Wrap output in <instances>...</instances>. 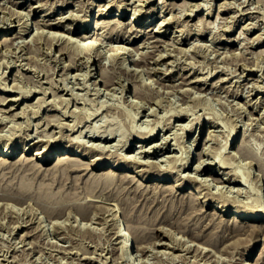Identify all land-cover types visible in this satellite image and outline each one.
<instances>
[{
  "label": "rangeland",
  "instance_id": "1",
  "mask_svg": "<svg viewBox=\"0 0 264 264\" xmlns=\"http://www.w3.org/2000/svg\"><path fill=\"white\" fill-rule=\"evenodd\" d=\"M43 1L46 2V4H47L46 6L44 5L45 3ZM47 1L48 0H41V1L40 0L39 1L38 0H29V1L28 0H18V1L17 0H0V4H1V7H0L1 8V10H0L1 15L0 16H2V18H0V20L1 19L4 20V18H6L5 21H2V20H1L2 22L0 21L1 22L0 34L3 31H5V29L2 28L3 25L9 26V25H7V22H11L12 20H14V23H12V25L13 24L15 25L16 23L18 24V22H21L25 18H27V19H25L26 22H28L26 24L31 25L29 28L30 33L28 34V38H27V39H30L29 44H31V45L27 44L26 46H23L24 48H22V47L20 48V46L17 47L18 48V51H16L17 53L15 52V50H17V48H13L10 51L9 49H7L8 48L7 46H4L5 48L3 47L2 48L3 50L0 51V57H2L1 56L2 54H3V57L4 56L6 57V59L2 57L0 60V63H1L0 64V67H1L0 73L2 74L3 71L7 70V73L2 74V77L6 76V75L9 76V78L7 76V78L4 77V79H3L0 75V77H1L0 78V84L2 85V83H3V85L0 86V97H1L0 99L4 103L6 101V104H0V107H2V108L6 107V109H9V107L13 103H15V101L10 100L8 97L11 98V96H13V97L19 96L20 95L19 93H18L19 95H17V91H19V90L25 94H30L29 97H27V98L22 97L19 102L15 103V107H17V105L21 101H24L20 104V106L17 109H15V111L21 110L23 106H25L29 103L28 106H26V111H25V109H23L22 114L20 113L14 119H12L11 118L12 115H10L13 111L11 113L6 111V114L9 113L8 115L11 116V117L8 116V118H10L12 120L7 118L9 121L5 120V121H8V122H6L8 125H5V127L1 126L4 123L0 124V137H1L0 140L2 139V143L0 141V149H1V147L5 146V145H8L10 143H14L15 153H16V156H14L10 159V161H11L10 163L8 161L6 163L0 164V263H2V264H14V263L15 264H81V262H82V264H103V263H101L103 261L104 264H109V263L110 264H120V263L121 264H124V263L125 264H141V263L142 264H201V263H203V264H244V263L245 264H250V263L251 264H264V257H263L264 256V254H263L264 253L263 252L264 251V237H263L264 236V229H263L264 227L260 225L264 221V216H263L264 211L260 212L262 217L260 218V221H257V223H258L257 225L258 226L260 225L259 226L260 229H258V226L257 227L255 226L256 227L255 228L252 225L253 222H251V221H250L251 225L250 224L248 225L247 224L248 222H246V223L242 224L241 226L240 225L236 226L237 224H235V222L231 219V217L234 215V213H236V211H240V213H241L244 210H249V209L244 208V205H250V204L256 203L257 205H260V206L263 205L262 207H264V121L262 122V120H264V113H263L264 112V108H263L264 107V76H263L264 75V57H262V56H264V54H263V52H264V37L263 36H262V38L260 37L261 35L264 34V14H263V12H264V5H263L264 1L263 0H257V1L256 0H250L251 1L250 2L249 0H247V1L245 0L246 2H243L244 0H239V1L230 0V2H229V0L228 1L225 0V2H223L224 0H211V1H209V0L208 1L207 0H201V1L200 0H190L191 1L190 2L189 0H187V2H186V0H166V3L168 1L167 4H164V2L162 0H157V1H159L158 3L156 0H153L152 3H149L150 2L149 0H147V1H145V0H138V1L137 0H133V1L132 0H121L122 2L120 0H113V1L112 0H95V1L94 0H65V1L62 0L63 2L61 0H56V1L55 0H53V1L49 0L48 2ZM73 1L76 2V4L73 3ZM169 1H170V5H169ZM197 1L200 2V4L201 3L202 4L199 6V8L195 5L191 6V7L195 6L194 8H196V9L193 12L191 11V9H189V11L193 13V15L187 16L188 14L185 13V12H189L188 8H187L188 7L187 4H191V3L198 4ZM252 1H254V2H252ZM38 2H41V3L43 2V4L41 5V3H38ZM84 2H86V3H84ZM90 2H92V3H90ZM141 2H143V5ZM227 2H228V4H227ZM48 3H49V5H48ZM79 3H81V4H79ZM108 3L111 5L112 8L108 12H105L106 10H103L102 8H104L105 5H107ZM136 3H138V5ZM203 3H205V4H203ZM259 3H261V4H259ZM7 4L10 6H8ZM52 4H54V5H52ZM119 4H120V7H119ZM178 4L179 5L181 4L182 7H180ZM209 4L211 5V7ZM219 4H222V5L219 6ZM224 4H225V6H224ZM250 4L251 5L253 4L252 5L253 7L249 6ZM30 5L32 7L31 9H30ZM139 5L142 6V7H140L141 9L145 8L143 10V12L145 14L143 18L147 19V20L144 23V25H142V27H139V28L136 27L139 30V32H137L138 30L135 29V26L131 27V25H130L131 28L128 26L129 24L127 21H129L131 19L132 14L136 11L137 8H138L137 10H139ZM184 5H186V6H184ZM203 5H205V6H203ZM207 5H209V6L207 7ZM2 6H4V7H2ZM81 6L84 8H82ZM136 6H137V8H136ZM162 6H163V8H164V6L167 7V8L165 7V9H166L165 11L162 10L163 9ZM221 6H222V8H221ZM236 6H237V8H236ZM10 7L14 8V9L12 8L13 13H11L12 9H10ZM78 7H80V8H78ZM153 7H154V9H153ZM179 7L183 8V10L180 9ZM245 7L246 8L250 7V9L246 10ZM75 8L77 10H75ZM134 8H136V9L133 10ZM184 8H186V10ZM251 8H253V9H251ZM15 9H17L18 11L21 10V12L23 11V13L22 14L20 13L18 15V12H17V15H15V12L17 11V10L15 11ZM78 9H80V10H78ZM7 10H8V12H7ZM46 10H48V12L52 13L51 15H49V17H46V18L51 17L50 20H52V21H58L59 18H61V19L63 18L62 22L65 23L64 24L65 27L64 26L62 28L53 27V26L51 27L45 23L42 24V21H41V23L36 22L38 19H39L38 21H40V19L43 17V14ZM71 10H73V11H71ZM121 10H123L125 12V14L128 15L127 18H124L123 22H120L121 24L118 23L119 24L118 25L116 22L113 23L114 22L113 21L110 24H108L109 26L108 25L107 26L102 25V24H99L98 26H96V20L98 18H100V20L114 19V17H117L119 15ZM224 10H225V12H224ZM241 10H243V11H241ZM257 10H258V12H257ZM76 11H78V12H76ZM28 12H30V13L27 14ZM236 12H237V15H236ZM68 13H70L71 16H66ZM74 13H76V14H74ZM169 13H171V15ZM73 14L75 15L76 18H74ZM164 14H166V18H168L167 20L169 21L166 26L164 24L159 23V22H161ZM173 14H174V16H173ZM177 14L178 15L180 14V15L178 16ZM21 15H22V17H21ZM151 15H154L152 22H150L151 21V19H150ZM219 15H222L225 18H223L222 16H219ZM232 15H234V16H232ZM7 16H9V17H7ZM12 16H14V17H12ZM72 16H73V18H72ZM77 16H80V18ZM252 16H253V18H252ZM260 16H261V18H260ZM85 17H89V19H90L89 20L90 21L89 27L91 28V25H93L92 31H90L91 33L89 32L90 34L88 33V35H90V37H92V38L100 35L101 37H97V40H100V44H101V38L104 39V40H102L103 42L101 45L104 46L103 48L106 52L109 50V48L112 45H115L116 43H117L116 45H119V44H121V46L125 45L124 48H126V49L121 47L122 51L121 50L120 51H121L122 55L119 56V61L123 62V60H124V63L127 62L128 65L130 64L129 65L130 67H132V66L134 67L135 65L132 64L133 61H131V58L135 57L133 55H136L137 56L136 58H139L138 56H140L139 60H144V58H146V57L148 58V59L146 58L144 61V62H146V64L143 62L140 66H138V68H139V77L138 78L141 79V77H144V79H142V82L135 81L134 78H130V79L128 78L130 81L128 79L125 80V84H127L126 89L121 88L122 86L119 84L118 85L117 84H111V86H110V84L102 83L103 81L98 80L97 82H95L96 78L89 79V77H86L87 66L82 63V60H81V62H79V60H80L79 58L81 57V54H78L77 51H75V50L73 51V50H68V49H67L66 53H64L63 51L62 52L60 51V48L58 47V45L51 46V44L48 43L49 37L51 38L52 36H55V35L60 37L59 42H61V43L67 42V40L69 39L68 36L70 37V35L72 33H75L77 30H79V27L81 29V27L83 26V21H84L83 18H85ZM19 18H22V19L20 21H18ZM70 18H72L73 21ZM170 18H171V20H169ZM199 18H203V21L205 19H207V20H205L203 22V21L199 20ZM230 18H231V21L233 23L230 21ZM234 18H235V21H234ZM7 19H8V21H7ZM177 19H178V21H177ZM183 19H184V21H183ZM215 19H216V21H214ZM158 20H159V22H157ZM197 20H198V22H197ZM208 20L210 23L208 22ZM221 22H223V23L221 24ZM246 22H247V25H246ZM254 22H256V24ZM37 23H39L38 27H40L41 29L44 26L43 30H41L40 28L38 29V27L35 26ZM68 23L70 24V26ZM156 23H157V25H156ZM204 23L205 24L208 23L207 24L208 27ZM253 23L255 25H253ZM249 24H250V26H249ZM39 25H41V26H39ZM125 25H126V27H125ZM155 25L157 27H160V25L161 26L164 25L162 27L163 32L162 31L156 32L155 30L157 29V27ZM172 25H174V27ZM181 25H183V26H181ZM198 25L199 26L201 25V27H203V29H202L203 31L200 30L201 27H199ZM244 25H246V26H244ZM101 26H102V29H101ZM205 26L207 27V29ZM226 26H228V27H226ZM187 27H188V29H187ZM195 27H199V28L195 29ZM225 27H226V29H225ZM70 28H75L74 32H69ZM223 28L225 30H223ZM14 29H16V31L14 32V33H16L19 30V26L18 27L13 26L11 28V30H14ZM104 29H105V31H104ZM127 29L129 31L126 33ZM39 30L42 31V34L36 33V32H40ZM49 30H50V32L52 30V32H57V33L55 35H53L54 33H49ZM98 30H99V32H98ZM190 30L193 33H191ZM197 30H198V32H197ZM241 30H242V32H241ZM34 31H36V32H34ZM43 31H45L46 33L44 34ZM58 31L62 32L63 36H65L67 39L63 38V36L61 35L62 33L59 35ZM132 31L134 32V34L132 33ZM261 31H263V32H261ZM101 32H102V35H101ZM146 32L149 34L147 35ZM178 32L180 33L179 37H178V34H179ZM240 32L242 33V35L237 37V35L241 34ZM196 33H198V34H196ZM30 34L32 37H33V34L34 35L38 34V36L41 34V37L40 38L38 37L39 38L38 40L36 39L39 42H36V40L34 41V38L32 39ZM124 34H125V36H124ZM130 34H131V36H130ZM152 34L154 35L153 37H151ZM256 34H258V38L256 37L257 36ZM47 35L49 37H47ZM146 35H147V37H145ZM185 35H186V37H185ZM245 35H246V38L247 37H250V38L244 39ZM253 35H256V36H254V38L252 39L251 36H253ZM155 36H157V37H155ZM215 37L217 38V40ZM221 37H223V38H221ZM234 37H237V40ZM241 37H243V38H241ZM47 38H48V41H47ZM22 39L23 38L17 39L15 41L14 45H17L19 40L21 41ZM258 39H260V40H258ZM149 40L152 42H150ZM239 40L241 43L239 42ZM43 41H45V42H43ZM194 41L197 42L198 44L195 45ZM47 43H48V45H47ZM161 43L162 44L167 43V47L169 48V50H167L168 48L166 46L162 45ZM171 43L175 44V46L172 45ZM252 43H254V44H252ZM49 44H50V46H49ZM150 44H152V45H150ZM244 44H245V46H244ZM247 44L250 46H248ZM168 45H170L171 47H169ZM224 45H225V47H224ZM45 46L48 49L45 48ZM246 46H248V47H246ZM131 47L133 49L134 48L135 49L132 51ZM176 47H178L177 48L178 51L176 50ZM184 47H185V50L183 51ZM198 47H199V51H198ZM44 48H45V51H43ZM170 48H172V50ZM173 48L175 51H173ZM187 48H190V49L187 50ZM230 48L232 50H234V52ZM4 49H6V50H4ZM58 49H59V52H58ZM146 49H148V50H146ZM227 49L230 51H227ZM27 50L28 51L30 50L29 53L27 52ZM139 50H141V51L138 53ZM162 50L165 52V55H167V54H169V55L165 56L164 52ZM261 50H263V52H261L262 54L260 53L261 54L260 55L259 52ZM3 51L5 53H3ZM143 51H144V53H143ZM146 51L150 52V53H146ZM151 51H153L154 53ZM222 51L225 53L226 52H228V53L224 54ZM7 52H9V53L11 52V55L9 56V54ZM75 52H76V54H74ZM135 52H137V53H135ZM157 52H159V53H157ZM177 52H180V53H177ZM235 52H236V54L239 53L238 54V55H240L239 59H238V55H236ZM241 52H243V54ZM56 54H57V56H56L57 59L54 58V55H56ZM170 54H172V55L170 56ZM175 54H177V55H175ZM229 54H232V55H229ZM20 55L22 56V58L19 57ZM71 55L72 56L79 55V57L76 56L75 62H77L79 66L81 64L80 67H78V68H72L71 67L70 68V67L66 66V65H68V63L69 64H75V62L72 63V61H71V59H72ZM142 55H145V56H142ZM150 55H152V56H150ZM226 55H228L227 58H226ZM14 56H16V57H14ZM27 56H29L28 58H30L29 61H28V58H26ZM61 56L63 57V59ZM158 56L160 57L159 61L156 60L159 58ZM232 56L233 57L235 56L234 58H236V57L237 58L234 59ZM246 57H249V58H246ZM121 58H122V60H121ZM125 58H127L126 61H125ZM4 59H5V61H4ZM10 59H12V60L10 61ZM19 59H21V60H19ZM151 59H152V61H150ZM169 59H172V60H169ZM246 59H247V61H246ZM244 60L246 62H244ZM254 60H255V62H254ZM256 60L258 63L256 62ZM1 61L3 63L7 62V63H5L7 65L10 62V64H9L10 66L9 65L7 66L9 68L7 69L6 65L3 64ZM119 61L117 64H119ZM169 61L174 63L175 66H171L174 64L170 63ZM28 62H29V64H28ZM61 62H63V63L61 64ZM64 62L66 63V65ZM147 62H150V63H147ZM247 62H249V63H247ZM243 63H244V65L247 64V66L245 65L246 68L244 67ZM148 64H151V65H148ZM15 65H17V67ZM23 65H24V67H23ZM156 65H157V67H154ZM252 65H254L255 68ZM259 65H262V66H259ZM141 66H142V68H141ZM150 66H151V69L153 71L150 69ZM159 66L161 67L160 69H159ZM215 66L216 67L218 66V67L216 68ZM63 67H64V69H63ZM81 67H83V68H81ZM166 67H168V69ZM252 67L254 69H252ZM47 68H49V69H47ZM50 68H51V70H50ZM54 68H56V71ZM148 68L151 71L150 74L147 71V70H149ZM169 68L172 70H170ZM196 68H197V70H196ZM214 68L216 69V71ZM142 69H144V70H142ZM44 70L47 72H45ZM88 70H89V67H88ZM194 70H196V71H194ZM199 70H202V71H199ZM209 70H210V73L208 72V74H211L210 76L206 72ZM222 70L223 71L226 70V71L223 72ZM233 70H235V71H233ZM188 71L190 73H187ZM211 71L214 73H211ZM228 71H231V72H228ZM12 72L13 73L17 72V74L14 73L15 74V76H14V74ZM77 72H78V74H77ZM95 72H96V70L93 68L92 73H95ZM205 72L208 75V77H210V78H208V82H203L204 77L205 78L207 77L205 75ZM47 73H48V75H47ZM49 73H50V76H49ZM74 73H76L75 77H73L74 75H72ZM79 73H81V74H79ZM141 73L143 74V76L141 75ZM239 73H241V74H239ZM51 74H52V77H51ZM63 74H66V75L68 74V75L64 77ZM69 74H70V77H68ZM83 74H84V76H83ZM184 74L187 75L185 77H190V78L194 77V79H195V77H196V79H198V77H202V74L204 77H202L203 79L199 78L202 80H198L196 82L197 85H196V83L182 85L181 79L183 80ZM22 75H23V78H19V77H22ZM53 75H55V76H53ZM95 75H97V73ZM16 76H18V77H16ZM82 76L85 78H82ZM150 76L152 78H149ZM222 76H224V78H226V77L227 78L223 79ZM252 76H253V78H252ZM260 76H261V78H260ZM49 77H51V79L52 78L53 79L51 80ZM56 77H57V79H56ZM59 77H62L66 81L65 84H67V85H63L62 82L64 80L62 78H59ZM161 77H163V78L160 79ZM171 77L173 80L171 79ZM228 77H229V79H228ZM15 78H17V79H15ZM36 78H38V79H36ZM99 78H101V76H99ZM179 78H181V79H179ZM2 79H3V81H2ZM46 79H49V81L47 82ZM58 79H59V81H58ZM159 79L161 82L159 81ZM245 79H247V80H245ZM4 80H6V81H4ZM19 80H21V81L19 82ZM36 80L38 82H40V80H41V83H38ZM158 81L160 82V84ZM176 81H178V82H176ZM211 81H213V82H211ZM217 81H220V82H217ZM257 81H258V83H257ZM6 82H7L8 86L6 85ZM12 82H15L17 84V85L15 84V86H14L15 88H17V86L22 85L21 87H18V88H21L22 90L18 89V88L15 89L14 87H13V91L12 90L6 91V90L2 89V87H4V86H7V88L9 87L8 89H12V85L14 84V83L11 84ZM50 82H52L51 84L56 82V83H54V84H56L55 87H54V84L50 85ZM133 82L136 84L133 85L134 84ZM148 82H150L153 86ZM18 83L19 84L21 83V84L19 85ZM140 83H142V84H140ZM145 83L149 84V88H147L148 85ZM176 83H178V84H176ZM143 84L146 86H143ZM172 84L174 87L180 86V88H176V87L174 88L172 86ZM174 84H176V85H174ZM249 84L251 86H249ZM38 85H40L41 88L38 87ZM43 85H45L47 87H45ZM138 85H140L139 88H138ZM169 85H171V86H169ZM216 85H217V87H216ZM33 86L37 87L38 90L34 89ZM134 86L136 88L140 89L139 91L143 90V94L148 92L149 95L145 94L147 96L146 97L145 95L141 96L140 93L137 94L136 92H139V91H138V89L136 90V88ZM186 86L189 87L187 89V91L185 90ZM227 86H229V87H227ZM255 86H258L260 88L255 87ZM29 87H30V90L28 89ZM50 87H53V88H51V90L55 89L54 91L52 90L54 95H52L53 93L51 92ZM113 87H115V88H113ZM153 87H155L156 89L158 88V90H157L158 92H156V89ZM159 87L162 90V93H161V90L159 89ZM199 87H200V89H198ZM201 87H204V88L207 87V89H206L207 92L205 93L204 91H202ZM214 87H216L217 89ZM68 88H71V89L69 90ZM191 88H193V89L190 91ZM238 88L241 90H239ZM242 88H243V90H242ZM256 88H258V89H256ZM14 89L17 91H14ZM27 89L29 91H32V93H29L27 91ZM45 89L47 91L49 89V92L45 91ZM98 89H100V91H98ZM145 89H147V90H145ZM164 89L166 91L168 89V92L164 91ZM172 89H174V90H172ZM180 89L185 90V92L180 91ZM39 90H40V92H39ZM121 90H122V92H121ZM170 90H171V92H170ZM153 91H154V93H153ZM189 91H190V94L192 96L189 94ZM194 91L195 92L197 91V92L195 93ZM200 91L203 92V95L208 94V96H210L208 101L210 103L211 108H208L207 105H204L202 103H196L193 100H191L192 97L194 95H198V93H200ZM14 92H15V94H14ZM150 92L152 93L153 96H155V97L158 96V97L156 99H155V97H153L152 99L149 98V97H152ZM244 92L246 93V95ZM55 93L56 94L59 93L63 97H66L65 99H63V97L60 95L62 97L63 101H65L66 99L67 100L65 102H62V100H61V103H60V101L58 102V99L60 100L61 97L59 95L56 96ZM79 93H80V95H78ZM73 94H75V96ZM247 94H248V97H247ZM47 95H48V98L46 97ZM52 96L54 97V101H53ZM72 96L76 99H74ZM4 97H6L7 99L2 100V98H4ZM43 97H46V98L43 99ZM55 97H57L56 98L57 100H55ZM81 97H83V98H81ZM38 98H39V100H38ZM251 98L254 100H252ZM45 99H47V101ZM149 99H150V101L153 100L154 102L153 101L150 102ZM260 99H262L263 101ZM48 100H50V101H48ZM255 100H257V101H255ZM37 101H38V103H37L38 105L37 104L35 105V103ZM156 101L159 102L158 103L159 105L157 104ZM248 101H251V102H249L250 104L248 103ZM53 102L56 104L58 103V104L53 105ZM66 102L68 105L66 104ZM238 102L240 103L241 106L238 104ZM23 103L24 104L26 103V104L24 105ZM30 103L31 104L33 103L36 107L33 104H32V106H30L31 105ZM136 103H137V105H136ZM151 103H152V105H151ZM140 104H141V106H140ZM142 104H144V105H142ZM39 105L43 106V107L41 106V111H40ZM76 105H77V107H76ZM256 105H258V106H256ZM29 106L31 108H33V109L35 108V109L34 110L32 109V111H31V108H29ZM147 106H148V108H147ZM246 106L248 107V110H247ZM149 107L152 110H154V112H155L154 114L156 115V117L153 114L152 110H151L152 113L148 112V111H150ZM154 108H156V109H154ZM244 108L246 109L245 111H244ZM28 109H29V111H28ZM73 109H75V111ZM145 109H147L148 111ZM181 110H182V112H181ZM186 110L188 112L185 113ZM260 110H262V111H260ZM63 111H65V112L67 111V112L65 113ZM70 111H72V112H70ZM25 112H26V114H25ZM35 112H36V114H34ZM156 112H158V113H156ZM180 112L182 114L184 113V118L180 117V115H181ZM1 113H2V111L0 112V114ZM48 113L50 114V118L46 117V115L49 116ZM53 113H55L54 115H56V116H54ZM176 113H179L180 115L179 116L175 115ZM246 113H248L249 115L247 114L248 115L247 116ZM251 113H252V115H251ZM23 115H24V117H23ZM187 115H189V116H187ZM240 115H242V116H240ZM250 116H252L251 119L248 118ZM51 117H52V119H51ZM65 117H67V118H65ZM254 117H255V119L257 118L258 121L255 120ZM44 118L45 119L49 118V120L51 122H53L56 118V121H58V124L56 123V121H54L55 123L53 124L48 119L45 120ZM188 118H190L191 120ZM150 119H152V120L148 121ZM165 119H167V120H165ZM193 119L194 120L196 119V120L194 121ZM13 120L15 123L11 122ZM16 120H17V122H16ZM62 120H63L64 124L68 125V127L66 125L63 126ZM159 120H160V123L158 124ZM20 121H21V124L19 125L18 123H20ZM65 121H67V122H65ZM162 121H164V122H162ZM0 122H1V120H0ZM73 123H74V125L72 126ZM77 123H78V125H77ZM152 123L153 124L155 123L154 126ZM180 123L182 125H180ZM249 123H250V125H249ZM14 124H15V127H14ZM59 125H60V127H59ZM94 125L98 126L97 127L98 130L101 129V130H99V131H102L101 133H103V130H105L106 128L112 127L113 129H115L114 135L109 136V138H105L106 135L100 137L97 135L98 133L96 134V132H94V131H89L90 127L94 126ZM105 125L108 127H106ZM178 125H180L179 128L177 127ZM45 126H47V127H45ZM55 126H58V127H55ZM146 126H148L149 129H147ZM164 126H165V128H164ZM183 126H184V128H183ZM73 127H75V128H73ZM143 127H145V128H143ZM153 127L155 128L154 136L149 141L143 142L144 145L139 146V140L141 138H140V136L136 130H139L140 128H142L140 130H142V132H143V131L150 130V128L152 129ZM173 127H174V129H173ZM161 128H162V130H161ZM235 128L237 129V133H236V135H234L235 137L232 139V142L227 147L223 146L224 145L223 143H225L226 140L229 139V137H231L234 134ZM11 129L13 130V132L15 134L11 133V131H12ZM43 129H45V130H43ZM49 130H51L53 133L51 131H50L51 132L50 133ZM80 130L82 133L80 132ZM82 130H84V132ZM91 130H92V127H91ZM24 131L27 132L26 135H25ZM209 131L213 132L214 135H211V132H209ZM47 132L50 133L49 134L50 137L48 135H46ZM140 132L141 131H139V133ZM170 132H172V133H170ZM224 132H225V135L223 134ZM20 133H21V135H20ZM63 133L65 136L63 135ZM179 133L181 135H183V136L185 135V136L183 137ZM1 134H2V136H1ZM12 134H14V135H12ZM79 134H81L79 136V138H80L79 140H82V141H80V143L76 142V145H74L75 144L74 142L76 141L74 135H76V137H77ZM163 134H164V136H163ZM178 134L182 138L180 136H178ZM24 135H25V137H24ZM215 135L219 136V138L218 139H217V137L215 138ZM47 136H48V138H46ZM73 136H74V138L72 140L71 138ZM175 136H176V138H175ZM207 136H213V139H212V137H210L211 142H210L209 137H207ZM10 137H12V138H10ZM69 137H71V138H69ZM49 138L51 140H48ZM39 139H40V141H39ZM182 139H184V140H182ZM205 139L207 142L205 141ZM11 140H12V142H11ZM33 140H34V142H33ZM213 140H216V141L213 142ZM83 141H85V142H83ZM165 141H167L166 144L164 143ZM181 141L183 142V144ZM192 141H193V143H192ZM208 141L210 142V144L208 143ZM38 142L40 144H38ZM67 142H69V143H67ZM96 142H97L99 148L97 146L95 147L94 145H92V143L93 144L95 143V145H97ZM104 143L105 144L107 143V144L105 145ZM25 144L27 145V148H28V151L30 152V155L35 154V152L37 153L38 150L41 151V149H43V147L50 149V150L53 149V150H58V151H63V150L75 151V153H76L75 155L77 157L81 158V160H82L80 162V165L77 166L79 169H77V167H76L74 170L73 169L74 166L71 164V165H67V166H71V169H70V167H67V166H65V167L60 166V168L57 170L55 167V161H56L55 160V161L47 163L46 165L43 166V167L49 168V171H47V170H44L43 168H40L36 164H32L29 161H20L19 160V152L21 153V151L25 148V146H26ZM37 144L39 145V147H37ZM99 144H101V146ZM153 144H158V145L162 144L161 146H163V149H161V147H159V149H158L159 151H156V149L152 146ZM214 144H215V146H214V148H212ZM85 145H87V147ZM91 145L93 146V148H91L92 147ZM104 145H105V147H104ZM107 145H108V147L109 146L111 147V148L109 147V150L106 147ZM209 145H210V147H209ZM218 145L219 146L222 145V147H223V152L219 156L217 155L219 151L216 149L220 150L221 147L218 148ZM145 146L147 149L145 148ZM205 146H207V147H205ZM74 147L75 148L78 147L79 149L78 148L75 149ZM243 147L246 149V151H245V149H243ZM85 148L88 150L86 151ZM97 148H98V150H97ZM105 148H106V150L104 152ZM211 148L213 151L216 150L217 153L215 151L213 152L211 150ZM100 149H101V151H100ZM140 149H142L143 151ZM144 149H146V152ZM183 149H185V150H183ZM206 149L210 153V156H209V153H207V154L204 153V151ZM189 150H191V152H188ZM229 150H231L233 153L236 154L235 158H234V156L226 154V153H228L226 151H229ZM242 150H244L245 152H243ZM112 151L115 152V154ZM201 151H202V153H201ZM239 151L240 152L242 151V154L239 153ZM247 151H250V152L247 153ZM110 152H112V153H110ZM82 153H86L87 155H84ZM126 153H127V156H126ZM211 153L212 154L215 153L216 155L211 156ZM246 153L248 155H246ZM128 154L134 155L133 157H135V158L132 157V159L136 160V157H137V162H133V161L131 162V161H128L127 159H125L127 157H131V155L129 156ZM250 154H252V156H249ZM167 155H169V156H167ZM171 155H172V157H171ZM183 155L189 156L188 164H191L192 167L186 168L183 166V160L181 159L184 157ZM199 155L201 158H204V160L206 159L202 166L209 165L208 166L209 168H207L206 170H194L195 166L199 163V161H198ZM222 155H224L223 156L224 158H221ZM120 156L123 158H121ZM174 156H176L177 159ZM180 156H181V158H180ZM225 156H226V159L228 158V161L225 159ZM145 157L147 158L146 160H145ZM214 157H216V159ZM230 157H232V159ZM173 158H174V160H173ZM178 158H180L182 161L178 160ZM220 158L225 159V162L221 161ZM138 159L141 161L139 162ZM142 159H143V161H142ZM147 160H149L150 162H153V163L155 162L154 163L155 165L152 164V165L148 166L147 164L141 163V162H145ZM207 161H209V162H207ZM218 161H219V163H218ZM229 161L231 162V164ZM246 161L247 162L249 161L245 165H250V169L252 170L251 174H248L246 168L243 166V163H245ZM112 162L118 165L117 170L119 173L116 174L117 177L115 176L110 180V179H107L106 176H104L103 172H105V168L109 167L112 164ZM221 162H223L224 164H221ZM227 162H229V163L227 164ZM209 163H212V164H209ZM81 164H83V165L81 166ZM94 164L96 165V167ZM98 164H102V166L100 168H97V167H99ZM156 165H157V167H159L158 169L156 168ZM170 165L172 167L174 166L175 169L172 168ZM224 165H227L229 167L224 166ZM151 166L152 167L154 166V167L151 168ZM181 166H182V168H181ZM67 168H69V169H67ZM180 168H181V170H180ZM158 170H159V172H156ZM170 171H172V172H170ZM179 171H180V173H179ZM232 171H235V172H232ZM177 172H178V174H177ZM125 173L135 175V177L131 178V177H129V175H124ZM238 174H239V176L242 175V176H240V177H242V180L240 179ZM257 174H258V177H257ZM175 175H176V177H175ZM183 175H185V176H183ZM233 175H235V179L232 178V177H234ZM217 176H218L219 180L213 179ZM228 176H230V177H228ZM120 177H122V178H120ZM186 177H188V178L186 179ZM192 177H194V178L196 177V178L194 179ZM176 178H177V180H175ZM220 178H221V180H220ZM205 179L206 180L208 179V180L206 181ZM194 180H196V181H194ZM239 180L242 182L240 183ZM158 181H160L161 183H164V184L176 182V183H179L181 185V188L177 192H172V191L167 190V189H161L160 187H156L155 184H153V183L158 182ZM180 181H181V183H180ZM203 182H204V184H203ZM205 182H207V185ZM210 184H211V186L209 187ZM145 185H147V186H145ZM140 186H142V187L140 188ZM196 186H198V187H196ZM223 187H224V189H223ZM152 188H153V190H152ZM208 188H210V189L207 190ZM219 188H222L223 190L219 189ZM154 189H155V191H154ZM198 189H200V190H198ZM158 190H160V191H158ZM226 190H229V191H226ZM237 190L238 191L240 190V191L238 192ZM190 191L194 192V193L196 192V194L199 192L200 193L197 195L195 194V196H196L195 197L194 193H190ZM223 191H225L226 193H228V192L229 193L228 194L224 193L223 196H222L223 193H221V195H219L220 192H223ZM163 192L166 194H164ZM167 193H169V194H167ZM208 195H210V197ZM225 195H226V197H225ZM198 196H203L202 197L203 199L199 198ZM230 196H232L233 198ZM224 197H225V200L229 199V197H230L231 198L230 200H232V201L230 202V200H229V203L226 204V202L223 200ZM236 198H237V200H236ZM254 198H257L256 199L257 202L255 201ZM207 199H208V201H207L208 204L204 205L203 202ZM234 200H236V202ZM247 200H251L250 201L251 203ZM99 201L102 204L99 203ZM190 201H192V205L190 204L191 203ZM237 201H238V203H237ZM112 202H114L113 203L114 205L112 204ZM194 202H196V203H194ZM233 202H234V205H233ZM239 202L241 203V205H239ZM110 203L113 205V207L114 206H117V207L116 208L114 207L115 209L112 208V205ZM219 203L220 204L222 203V204L220 205ZM188 204L191 206H189ZM198 204H199V207H198ZM235 205H237V206H235ZM93 207H94V209H93ZM240 207L242 209L238 210ZM108 208H109V210H106ZM199 208H202L201 212H200ZM222 208L227 209L226 216H224L223 218H221L218 214L215 215V213H214V211H217V210L219 211ZM88 209L90 210V212ZM82 210H83V212H82ZM92 210H94V211H92ZM96 210H99V211L96 212ZM123 211H127L128 217H127L126 212H123ZM87 212H89V213H87ZM168 212L171 214H169ZM81 213H82V215L84 214L83 216H86L87 214H91V215L98 216V217L93 216V218L91 220H85L84 217L81 216ZM96 213H99V214H96ZM107 213H108L109 217L106 215ZM109 213H110V215H109ZM198 213H200V214H198ZM130 215H131V217H130ZM104 216H105V218H104ZM113 216L117 217L118 223L120 224L121 229L126 230L131 234H136L137 239H138V244H140V245L144 244V246L145 245L147 246V244L150 245L149 247H147V249H149L148 253L151 252L155 256L153 257V255L151 254V257L141 259V260H140V258L139 259L136 258L133 261L134 263H130L128 260L130 257L131 250L129 249L130 250L129 254L126 257L127 260L125 259V257L123 259L122 256H120L121 250L116 247L117 243L115 241L117 239H115L116 236L113 235L114 232L111 229V218ZM170 216H172V217H170ZM51 218H53V220L58 223L57 227H54V229H55L54 231H53L52 224L49 225L48 221H47V219H51ZM215 218L219 219V220H216ZM131 219H133V220H131ZM107 220H109V221H107ZM220 220L222 221V223ZM218 221H220V222H218ZM71 223H73L75 225L82 226L83 227L82 230L80 232L79 231L77 232L76 230L71 229V227H70ZM59 224H61V225L59 226ZM170 224L171 225L173 224V226H171ZM163 226H164V228H163ZM185 226H187V227H185ZM188 227H189V229H188ZM162 228H163V230H162ZM166 228L168 231L166 230ZM236 228H237V231H236ZM89 229H90V231H86ZM238 229H240V230H238ZM56 230H57V233H56ZM182 230H185V231H182ZM250 230H252L253 233ZM75 231L77 233H75ZM249 231H250V233H249ZM28 232H30V233H28ZM87 232L89 233V235ZM143 232H145V233H143ZM233 232H234V234L235 233L236 234L234 235ZM169 233H170V236H169ZM203 234H204V236H202ZM22 236H23V238H22ZM198 236H200V237H198ZM243 236H244V238H243ZM197 237H198V239H197ZM108 238H112V239L110 240ZM252 238H254V239H252ZM31 239H32V241H31ZM112 240H113V242H112ZM174 240L176 241V243ZM21 241H23V242H21ZM156 241H158V242H156ZM190 241H191V243H190ZM28 242H29V244H28ZM160 242L161 243L164 242L165 244L164 245L159 244ZM196 242L199 244H196ZM226 242H230V243L227 244ZM155 243L157 246L155 245ZM166 243H168V244H166ZM169 243H171V244H169ZM183 243H184V245H183ZM31 244H34V245H31ZM98 244L101 245L102 247L99 246ZM151 244H152V246H151ZM179 244H181V245H179ZM224 244L228 245V246L226 247ZM229 244H231L232 246ZM197 245H198V247H197ZM24 246L26 247V249ZM185 246L186 247L188 246L187 247L188 250L185 248ZM189 246L192 249H190ZM32 247H34V248L32 249ZM103 247H105V248L108 247V248H106L104 251V250H102V249H104ZM178 247H179V249H178ZM94 248L97 250L93 251V250H95ZM152 248L155 251H153ZM156 248H157V250H156ZM159 248L161 250H164V252H161ZM180 248H181V250H180ZM60 249H62V250H60ZM82 249H84L85 252ZM87 249H89V250H87ZM110 249H111V251H110ZM195 249H197L198 252ZM219 249H221V250H219ZM65 250H66V252L62 253V251H65ZM77 252H78V254H77ZM83 252L87 253L86 256ZM97 253H99V254H97ZM103 253H106V254H103ZM193 253H195V254H193ZM206 253L210 254L211 256L208 255L209 257H207ZM137 254H140V251ZM137 254L135 255L136 257L139 256ZM201 254H202V256H201ZM83 255H84V257H82ZM90 255H92V258H94V259H92ZM107 256L109 257V260L107 259L108 258ZM118 257H119V260H117ZM102 258H103V260H102ZM79 259H81V260H79ZM104 260H106L107 262ZM207 260H208V262H207ZM143 261H144V263H143ZM203 261H206L207 263L203 262Z\"/></svg>",
  "mask_w": 264,
  "mask_h": 264
},
{
  "label": "bare ground",
  "instance_id": "2",
  "mask_svg": "<svg viewBox=\"0 0 264 264\" xmlns=\"http://www.w3.org/2000/svg\"><path fill=\"white\" fill-rule=\"evenodd\" d=\"M18 1V0H17ZM29 1V0H28ZM39 1V0H38ZM41 1V0H40ZM49 1V0H48ZM47 1V2H48ZM53 1V0H52ZM56 1V0H55ZM62 1V0H61ZM65 1V0H64ZM95 1V0H94ZM113 1V0H112ZM121 1V0H120ZM133 1V0H132ZM138 1V0H137ZM136 1V2H137ZM145 1H147V0H145ZM144 1V2H145ZM150 2L149 3H152V1L153 0H149ZM157 1V0H156ZM163 2H164V4H167L168 3V1H167V3H166V0H162ZM190 1V0H189ZM201 1V0H200ZM208 1V0H207ZM209 1H211V0H209ZM228 1V0H227ZM233 1V0H232ZM237 1H239V0H237ZM247 1V0H246ZM245 0L243 1V2H246ZM250 1V0H249ZM257 1V0H256ZM264 1V0H263ZM11 2V1H10ZM44 2V1H43ZM43 2L41 3V2H38V3H41V5L43 4ZM63 2V1H62ZM93 2V1H92ZM92 2H90V3H92ZM122 2V1H121ZM124 2V1H123ZM126 2V1H125ZM128 2V1H127ZM159 1H157V3H158ZM186 2H187V0H186ZM191 2V1H190ZM198 2V1H197ZM223 2H225V0L223 1ZM229 2H230V0H229ZM241 2V1H240ZM251 2V1H250ZM252 2H254V1H252ZM261 2V1H260ZM45 4V6L47 5L46 4V2H44ZM53 3V2H52ZM68 3V2H67ZM73 3H75L76 4V2H74L73 1ZM84 3H86V2H84ZM119 3V2H118ZM140 3V2H139ZM142 3V5H143V2H141ZM210 3V2H209ZM233 3V2H232ZM236 3V2H235ZM257 3V2H256ZM262 3V2H261ZM261 3H259V4H261ZM5 4V3H4ZM55 4V3H54ZM54 4H52V5H54ZM60 4V3H59ZM79 4H81V3H79ZM98 4V3H97ZM105 4V3H104ZM134 4V3H133ZM137 5H138V3H136ZM145 4V3H144ZM163 4V3H162ZM163 4V5H164ZM177 4V3H176ZM183 4V3H182ZM187 4V3H186ZM202 4V3H201ZM200 4V2H198V4H196V3H191V4H187L188 5V11H189V9H191V11L193 12L196 8H194L195 6H197L198 8H199V6L201 5ZM203 4H205V3H203ZM227 4H228V2H227ZM230 4V3H229ZM255 4V3H254ZM8 5V4H7ZM37 5V4H36ZM39 5V4H38ZM48 5H49V3H48ZM51 5V4H50ZM83 5V4H82ZM86 5V4H85ZM100 5V4H99ZM169 5H170V1H169ZM179 5V4H178ZM177 5V6H178ZM193 5H195L194 7H191V6H193ZM210 5V4H209ZM209 5H207V7L209 6ZM220 5H222V4H219V6ZM231 5V4H230ZM241 5V4H240ZM247 5V4H246ZM245 5V6H246ZM253 5V4H252ZM251 4L249 5V6H252ZM263 5H264V3H263ZM8 6H10V5H8ZM80 6V5H79ZM172 6V5H171ZM180 7H182L181 6V4L179 5ZM184 6H186V5H184ZM203 6H205V5H203ZM224 6H225V4H224ZM227 6V5H226ZM232 6V5H231ZM234 6V5H233ZM259 6V5H258ZM0 7H1V4H0ZM2 7H4V6H2ZM43 7V6H42ZM52 7V6H51ZM55 7V6H54ZM82 7V6H81ZM92 7V6H91ZM103 7V6H102ZM119 7H120V4H119ZM123 7V6H122ZM130 7V6H129ZM140 7H142V6H140L139 5V10H137L138 8H137V6H136V8H134L133 10H135L136 9V11L132 14V17H131V19L129 20V21H127L128 22V26L130 27V25H131V27H134L135 26V29H137L136 27H142V25H144V23L146 22V20L147 19H144L143 17H144V12H143V10L145 9H141ZM165 7L166 6H164V8H163V6H162V10L163 11H165L166 9H165ZM169 7V6H168ZM175 7V6H174ZM179 7V8H180ZM210 7H211V5H210ZM209 7V8H210ZM253 7V6H252ZM13 8V7H12ZM11 7H10V9H12ZM32 7H31V5H30V9H31ZM45 8V7H44ZM77 8V7H76ZM75 8V10H77ZM78 8H80V7H78ZM82 8H84V7H82ZM112 7H111V5L108 3L107 5H105V7L104 8H102L103 10H106L105 12H108L110 9H111ZM132 8V7H131ZM152 8V7H151ZM167 8V7H166ZM171 8V7H170ZM173 8V7H172ZM206 8V7H205ZM220 8V7H219ZM221 8H222V6H221ZM225 8V7H224ZM233 8V7H232ZM236 8H237V6H236ZM241 8V7H240ZM246 8V7H245ZM260 8V7H259ZM3 9V8H2ZM14 9V8H13ZM13 9H12V12L11 13H13ZM48 9V8H47ZM51 9V8H50ZM120 9V8H119ZM153 9H154V7H153ZM180 9H182L183 10V8H180ZM185 10H186V8H184ZM247 9H250V7L249 8H246V10ZM251 9H253V8H251ZM0 10H1V8H0ZM4 10V9H3ZM17 9H15V11H16ZM37 10V9H36ZM49 10V9H48ZM48 10H46L45 12H44V14H43V17L40 19V21H36V22H40L41 23V21H42V24L43 23H45V24H47V25H49V26H53V27H59V28H62L63 26H64V24L65 23H63L62 22V19L61 18H59L58 16V18H59V20L58 21H52V20H50L51 19V17L50 18H46V17H49V15H51L52 13H50V12H48ZM78 10H80V9H78ZM82 10V9H81ZM84 10V9H83ZM86 10V9H85ZM132 10V9H131ZM156 10V9H155ZM209 10V9H208ZM219 10V9H218ZM223 10V9H222ZM234 10V9H233ZM245 10V9H244ZM261 10V9H260ZM259 10V11H260ZM10 11V10H9ZM52 11V10H51ZM71 11H73V10H71ZM88 11V10H87ZM100 11V10H99ZM170 11V10H169ZM235 11V10H234ZM238 11V10H237ZM241 11H243V10H241ZM252 11V10H251ZM256 11V10H255ZM7 12H8V10H7ZM17 12H18V15L21 13H23V11L21 12V10H17L16 12H15V15H17ZM76 12H78V11H76ZM177 12V11H176ZM179 12V11H178ZM192 12H185L186 14H188L187 16H190V15H193V13ZM224 12H225V10H224ZM250 12V11H249ZM257 12H258V10H257ZM263 12V11H262ZM6 13V12H5ZM10 13V14H11ZM30 12H28L27 14H29ZM71 13V12H70ZM70 13H68L66 16H71L70 15ZM164 13V12H163ZM166 13V12H165ZM174 13V12H173ZM184 13V12H183ZM255 13V12H254ZM25 14V13H24ZM65 14V13H64ZM63 14V15H64ZM72 14V13H71ZM74 14H76V13H74ZM73 14V16H74V18H76L75 17V15ZM88 14V13H87ZM161 14V13H160ZM170 15H171V13H169ZM175 14V13H174ZM174 14H173V16H174ZM219 14V13H218ZM257 14V13H256ZM263 14H264V12H263ZM1 15V14H0ZM12 15V14H11ZM10 15V16H11ZM14 15V14H13ZM26 15V14H25ZM62 15V16H63ZM86 15V14H85ZM178 15V14H177ZM180 15V14H179ZM178 15V16H179ZM235 15V14H234ZM234 15H232V16H234ZM236 15H237V12H236ZM239 15V14H238ZM251 15V14H250ZM262 15V14H261ZM5 16V15H4ZM61 16V17H62ZM73 16H72V18H73ZM147 16V15H146ZM172 16V17H173ZM219 16H222V15H219ZM244 16V15H243ZM254 16V15H253ZM253 16H252V18H253ZM258 16V15H257ZM6 17V16H5ZM7 17H9V16H7ZM12 17H14V16H12ZM21 17H22V15H21ZM65 17V16H64ZM77 17H79L80 18V16H77ZM128 17V15L127 14H125V12L123 11V10H121L120 11V13H119V15L117 16V17H114V19H103V20H100V18H98L97 20H96V26H98L99 24H102V25H108V24H110L111 22H113V23H120V22H123L124 21V18H127ZM153 17H154V15H151V17H150V19H151V21L150 22H152V19H153ZM161 17V16H160ZM170 17V16H169ZM176 17V16H175ZM200 17V16H199ZM203 17V16H202ZM223 17V16H222ZM227 17V16H226ZM240 17V16H239ZM251 17V16H250ZM0 18H2V16H0ZM17 18V17H16ZM72 18H70L72 21H73V19ZM78 18V19H79ZM174 18V17H173ZM217 18V17H216ZM223 18H225V17H223ZM260 18H261V16H260ZM5 19L6 18H4V20H2V21H5ZM9 19V18H8ZM8 19H7V21H8ZM22 18H19V20L18 21H20ZM25 19H27V18H25ZM23 20V21H21V22H18V24L16 23L15 25L13 24L12 25V23H14V20H12L11 22H7V25H9V26H4L3 25V29H5V31H3L1 34H0V51H2L3 49V47L4 46H7L6 48L7 49H9L10 51H11V49H13V48H17V47H19L20 46V48L22 47V48H24L23 46H26L27 44H29L30 42V39H27L28 38V34L30 33V30H29V28H30V26L31 25H27L26 23H28V22H26V20ZM56 19V18H55ZM84 19V21H83V26L81 27V29H80V27H79V30H77L75 33H72L71 35H70V37L68 36V40H67V42H65V43H61V42H59V39H60V37H58L57 35H55L57 32H52V30H51V32H50V30H49V33H54L53 35H55V36H52L51 38L47 35V37H49V42L48 43H50L51 44V46H53V45H58V47L60 48V51L62 52H64V53H66V51H67V49L68 50H75V51H77V53L78 54H81V57L79 58L80 60H79V62H81V60H82V63L83 64H85L86 66H87V73H86V77H89V79H92V78H96L95 79V82H97L98 80L99 81H103L102 83H105V84H110V86H111V84H119V85H121L122 87L121 88H124V89H126V85L127 84H125V80H127L128 78L130 79V78H134V80L135 81H139V82H142V79H144V77H141V79L140 78H138L139 77V68H138V66H140L144 61H145V59L147 58H144V60H139L140 59V56H138L139 58H136L137 56L136 55H133V56H135L134 58H131V61H133V63L132 64H134L135 66L133 67H130L128 64H127V62H125L124 63V60H123V62H121V61H119V56L120 55H122V53H121V49L122 48H124V46H121V44H119V45H112L110 48H109V50L106 52L105 50H104V46H102L101 44H102V40H104V39H102L101 38V44H100V40H97V37H101L99 34V36H97V37H90V35H88V33L90 32V31H92V28H93V25H91V28L89 27V23H90V19H89V17H85V18H83ZM168 18H166V14H164L163 15V18H162V20H161V22H159V20L157 21V22H159L160 24H164L165 26L168 24V20H167ZM176 19V18H175ZM179 19V18H178ZM178 19H177V21H178ZM239 19V18H238ZM256 19V18H255ZM0 20V21H1ZM11 20V19H10ZM29 20V19H28ZM57 20V19H56ZM75 20V19H74ZM167 20V21H166ZM169 20H171V18L169 19ZM173 20V19H172ZM199 20H201V21H203V18H199ZM205 20H207V19H205ZM204 20V21H205ZM224 20V19H223ZM222 20V21H223ZM1 21V22H2ZM176 21V22H177ZM183 21H184V19H183ZM186 21V20H185ZM203 21V22H204ZM211 21V20H210ZM214 21H216V19L214 20ZM225 21V20H224ZM223 21V22H224ZM230 21H231V18H230ZM234 21H235V18H234ZM1 22H0V25H1ZM171 22V21H170ZM181 22V21H180ZM197 22H198V20H197ZM196 22V23H197ZM208 22H209V20H208ZM212 22V21H211ZM223 22H221V24L223 23ZM228 22V21H227ZM232 22V21H231ZM253 22V21H252ZM70 23V22H69ZM68 23V24H69ZM183 23V22H182ZM187 23V22H186ZM185 23V24H186ZM192 23V22H191ZM195 23V22H194ZM200 23V22H199ZM210 23V22H209ZM214 23V22H213ZM225 23V22H224ZM233 23V22H232ZM250 23V22H249ZM255 24H256V22H254ZM253 23V25H255ZM4 24V23H3ZM33 24V23H32ZM38 24L39 23H37L35 26H37L38 27ZM67 24V23H66ZM116 24V25H117ZM121 24V23H120ZM126 24V23H125ZM180 24V23H179ZM205 24V23H204ZM208 24V23H207ZM207 24H205L206 26H207ZM215 24V23H214ZM220 24V25H221ZM226 24V23H225ZM230 24V23H229ZM72 25V24H71ZM115 25V26H116ZM119 25V24H118ZM123 25V24H122ZM156 25H157V23H156ZM155 25V26H156ZM163 25V26H164ZM184 25V24H183ZM183 25H181V26H183ZM190 25V24H189ZM224 25V24H223ZM246 25H247V22H246ZM246 25H244V26H246ZM252 25V26H253ZM13 26H19V30L16 32V33H14L15 31H16V29H14V30H11V28L13 27ZM39 26H41V25H39ZM69 26H70V24H69ZM109 26V25H108ZM163 26H161L160 25V27H157V29L155 30L156 32H161L162 30H163ZM173 27H174V25H172ZM187 26V25H186ZM185 26V27H186ZM199 26V25H198ZM205 26V27H206ZM211 26V25H210ZM209 26V27H210ZM215 26V25H214ZM232 26V25H231ZM243 26V27H244ZM249 26H250V24H249ZM251 26V27H252ZM36 27V28H37ZM44 27V26H43ZM43 27H42V29L40 28V27H38V29L40 28L41 30H43ZM46 27V26H45ZM65 27V26H64ZM72 27V26H71ZM111 27V26H110ZM109 27V28H110ZM125 27H126V25H125ZM128 27V28H129ZM130 27V28H131ZM155 27V28H156ZM199 27H201V25L199 26ZM199 27H195V29L196 28H199ZM208 27V26H207ZM207 27H206V29H207ZM226 27H228V26H226ZM226 27H225V29H226ZM230 27V26H229ZM248 27V26H247ZM258 27V26H257ZM35 28V29H36ZM50 28V27H49ZM77 28V27H76ZM99 28V27H98ZM105 28V27H104ZM107 28V27H106ZM113 28V27H112ZM180 28V27H179ZM190 28V27H189ZM222 28V27H221ZM242 28V27H241ZM260 28V27H259ZM45 29V28H44ZM58 29V28H57ZM101 29H102V26H101ZM178 29V28H177ZM187 29H188V27H187ZM186 29V30H187ZM203 29V27H201V29L200 30H202ZM205 29V28H204ZM224 28H223V30H225ZM243 29V28H242ZM245 29V28H244ZM248 29V28H247ZM41 30H39L40 32H36V31H34V32H36V33H41L42 34V31ZM67 30V29H66ZM74 30H75V28H70L69 29V32H74ZM131 30V29H130ZM138 30V29H137ZM148 30V29H147ZM169 30V29H168ZM179 30V29H178ZM177 30V31H178ZM181 30V29H180ZM184 30V29H183ZM185 30V31H186ZM192 30V29H191ZM190 30V31H191ZM199 30V31H200ZM222 30V29H221ZM230 30V29H229ZM254 30V29H253ZM48 31V30H47ZM56 31V30H55ZM104 31H105V29H104ZM103 31V32H104ZM129 30L127 29V31H126V33L128 32ZM174 31V30H173ZM203 31V30H202ZM249 31V30H248ZM59 32V31H58ZM96 32V31H95ZM98 32H99V30H98ZM137 32H139V30L137 31ZM163 32V31H162ZM167 32V31H166ZM180 32V31H179ZM178 32V33H179ZM182 32V31H181ZM197 32H198V30H197ZM241 32H242V30H241ZM240 32V33H241ZM261 32H263V31H261ZM33 33V32H32ZM43 33L45 34L46 32L45 31H43ZM62 32H59V35L61 34ZM91 33V32H90ZM89 33V34H90ZM130 33V32H129ZM132 33L134 34V32L132 31ZM142 33V32H141ZM145 33V32H144ZM184 33V32H183ZM187 33V32H186ZM190 33V32H189ZM191 33H193L192 31H191ZM230 33V32H229ZM38 34L36 35H34L33 34V37L31 36V34H30V36L32 37V39L34 38V41L37 39H39L40 37H41V34L38 36ZM132 34V35H133ZM140 34V33H139ZM146 34L148 35L149 33H147L146 32ZM188 34V33H187ZM196 34H198V33H196ZM223 34V33H222ZM51 35V34H50ZM62 36H63V33L61 34ZM101 35H102V32H101ZM137 35V34H136ZM147 35L145 36V37H147ZM151 35V34H150ZM161 35V34H160ZM163 35V34H162ZM165 35V34H164ZM190 35V34H189ZM242 35V33L240 34V35H237V37L238 36H241ZM257 35V36H256ZM256 35H253V36H251L252 37V39L254 38V36H256L257 38H258V34H256ZM57 36V37H56ZM123 36V35H122ZM121 36V37H122ZM124 36H125V34H124ZM130 36H131V34H130ZM135 36V35H134ZM154 35L152 34V36L151 37H153ZM166 36V35H165ZM180 36V33L178 34V37ZM182 36V35H181ZM223 36V35H222ZM260 36V35H259ZM262 36L264 37V34L263 35H261L260 37L262 38ZM39 37V38H38ZM150 37V36H149ZM155 37H157V36H155ZM177 37V38H178ZM185 37H186V35H185ZM214 37V36H213ZM212 37V38H213ZM220 37V36H219ZM237 37H234V38H236V40H237ZM19 38H23L21 41L19 40V42L17 43V45H14L15 44V41L17 40V39H19ZM63 38H66L65 36H63ZM159 38V37H158ZM171 38V37H170ZM173 38V37H172ZM176 38V39H177ZM216 38V37H215ZM221 38H223V37H221ZM240 38V37H239ZM241 38H243V37H241ZM246 38V35H245V37H244V39ZM247 38H250V37H247ZM246 38V39H247ZM67 39V38H66ZM123 39V38H122ZM128 39V38H127ZM157 39V38H156ZM161 39V38H160ZM230 39V38H229ZM228 39V40H229ZM36 40V42H39V41H37ZM46 40V39H45ZM119 40V39H118ZM151 40V39H150ZM149 40V41H150ZM154 40V39H153ZM163 40V39H162ZM161 40V41H162ZM171 40V39H170ZM175 40V39H174ZM179 40V39H178ZM184 40V39H183ZM216 40H217V38H216ZM235 40V39H234ZM243 40V39H242ZM255 40V39H254ZM258 40H260V39H258ZM47 41H48V38H47ZM131 41V40H130ZM145 41V40H144ZM173 41V40H172ZM177 41V40H176ZM189 41V40H188ZM247 41V40H246ZM245 41V42H246ZM251 41V40H250ZM249 41V42H250ZM253 41V40H252ZM43 42H45V41H43ZM129 42V41H128ZM127 42V43H128ZM146 42V41H145ZM150 42H152V41H150ZM164 42V41H163ZM166 42V41H165ZM169 42V41H168ZM182 42V41H181ZM195 42V41H194ZM239 42H240V40H239ZM248 42V41H247ZM256 42V41H255ZM48 43H47V45H48ZM131 43V42H130ZM155 43V42H154ZM153 43V44H154ZM170 43V42H169ZM193 43V42H192ZM241 43V42H240ZM46 44V43H45ZM50 44H49V46H50ZM104 44V43H103ZM142 44V43H141ZM159 44V43H158ZM157 44V45H158ZM162 44V43H161ZM172 44V43H171ZM170 44V45H171ZM195 45H197L198 43L197 42H195L194 43ZM193 44V45H194ZM252 44H254V43H252ZM29 45H31V44H29ZM28 45V46H29ZM39 45V44H38ZM144 45V44H143ZM148 45V44H147ZM150 45H152V44H150ZM162 45H164V46H166L167 47V43H163ZM170 45H168L169 47H171ZM172 45H174L175 46V44H172ZM191 45V44H190ZM248 45V44H247ZM48 46V47H49ZM108 46V45H107ZM138 46V45H137ZM141 46V45H140ZM146 46V45H145ZM161 46V45H160ZM159 46V47H160ZM178 46V45H177ZM199 46V45H198ZM218 46V45H217ZM244 46H245V44H244ZM248 46H250V45H248ZM248 46H246V47H248ZM252 46V45H251ZM39 47V46H38ZM41 47V46H40ZM122 47V48H121ZM154 47V46H153ZM152 47V48H153ZM156 47V46H155ZM158 47V48H159ZM163 47V46H162ZM182 47V46H181ZM224 47H225V45H224ZM5 48V47H4ZM19 48V49H20ZM45 48H47L46 46H45ZM45 48L43 49V51H45ZM132 48V47H131ZM161 48V47H160ZM159 48V49H160ZM168 48V47H167ZM177 48L178 47H176V50H177ZM180 48V47H179ZM217 48V47H216ZM232 48V47H231ZM230 48V49H231ZM26 49V48H25ZM29 49V48H28ZM48 49V48H47ZM50 49V48H49ZM124 49H126V48H124ZM130 49V48H129ZM135 49V48H134ZM133 48H132V51L134 50ZM139 49V48H138ZM144 49V48H143ZM157 49V48H156ZM162 49V48H161ZM171 50H172V48H170ZM181 49V48H180ZM179 49V50H180ZM188 49H190V48H187V50ZM226 49V48H225ZM4 50H6V49H4ZM51 50V49H50ZM49 50V51H50ZM65 50V51H64ZM121 50V51H120ZM128 50V49H127ZM126 50V51H127ZM131 50V49H130ZM146 50H148V49H146ZM153 50V49H152ZM167 50H169V48L167 49ZM182 50V49H181ZM185 50V47H184V49H183V51ZM194 50V49H193ZM217 50V49H216ZM232 50V49H231ZM13 51V50H12ZM16 51H18V48H17V50H15V52ZM30 51V50H29ZM29 51L27 50V52L29 53ZM47 51V50H46ZM72 51V52H73ZM125 51V52H126ZM141 50H139L138 51V53L140 52ZM145 51V50H144ZM144 51H143V53H144ZM150 51V50H149ZM163 51V50H162ZM173 51H175L174 50V48H173ZM178 51V50H177ZM182 51V52H183ZM195 51V50H194ZM198 51H199V47H198ZM220 51V50H219ZM218 51V52H219ZM227 51H230V50H228L227 49ZM233 52H234V50H232ZM14 52V51H13ZM20 52V51H19ZM23 52V51H22ZM21 52V53H22ZM25 52V51H24ZM58 52H59V49H58ZM60 52V53H61ZM71 52V51H70ZM151 52H153V51H151ZM164 52V51H163ZM181 52V51H180ZM180 52H177V53H180ZM186 52V51H185ZM223 52V51H222ZM252 52V51H251ZM261 52H263V50H261L260 52H259V54L261 53ZM3 53H5L4 51H3ZM8 54H9V56L11 55V52L9 53V52H7ZM17 53V52H16ZM20 53V54H21ZM26 53V52H25ZM47 53V52H46ZM50 53V52H49ZM48 53V54H49ZM52 53V52H51ZM68 53V52H67ZM134 53V52H133ZM135 53H137V52H135ZM146 53H150V52H147L146 51ZM154 53V52H153ZM157 53H159V52H157ZM169 53V52H168ZM172 53V52H171ZM184 53V52H183ZM194 53V52H193ZM197 53V52H196ZM199 53V52H198ZM220 53V52H219ZM224 54H227L228 52H223ZM232 53V52H231ZM242 54H243V52H241ZM257 53V52H256ZM2 54V53H1ZM15 54V53H14ZM47 54V55H48ZM53 54V53H52ZM58 54V53H57ZM57 54L56 55H54V58H56L57 59ZM71 54V53H70ZM74 54H76V52L74 53ZM129 54V53H128ZM185 54V53H184ZM234 54V53H233ZM235 54H236V52H235ZM239 54V53H238ZM238 54H236V55H238ZM258 54V53H257ZM262 54V53H261ZM260 54V55H261ZM263 54H264V52H263ZM153 55V54H152ZM152 55H150V56H152ZM161 55V54H160ZM159 55V56H160ZM164 55H165V52H164ZM163 55V56H164ZM167 55H169V54H167ZM167 55H165V56H167ZM172 54H170V56H171ZM175 55H177V54H175ZM229 55H232V54H229ZM2 57H3V54L1 55ZM24 56V55H23ZM32 56V55H31ZM51 56V55H50ZM72 56V55H71ZM76 56H78L79 57V55H76ZM76 56L74 55V56H72V59H71V61H72V63H74L75 61H76ZM124 56V55H123ZM122 56V57H123ZM142 56H145V55H142ZM149 56V57H150ZM158 56V57H159ZM162 56V55H161ZM239 56L240 55H238V59H239ZM243 56V55H242ZM241 56V57H242ZM2 57H0V60H1V58ZM14 57H16V56H14ZM19 57H21L22 58V56L20 55ZM29 56H27L26 58H28ZM62 57V56H61ZM132 57V56H131ZM156 57V56H155ZM154 57V58H155ZM157 57V58H158ZM228 57V55H226V58ZM233 57V56H232ZM235 57V56H234ZM233 57V58H234ZM245 57V56H244ZM262 57H264V56H262ZM3 58H5L6 59V57L4 56ZM24 58V57H23ZM151 58V57H150ZM237 58V57H236ZM236 58H234V59H236ZM246 58H249V57H246ZM5 59H4V61H5ZM8 59V58H7ZM16 59V58H15ZM29 59L30 58H28V61H29ZM32 59V58H31ZM62 59H63V57H62ZM118 59V60H117ZM126 59L127 58H125V61H126ZM148 59V58H147ZM153 59V58H152ZM152 59L150 60V61H152ZM156 59V58H155ZM154 59V60H155ZM159 59H160V57L158 58V59H156V60H158L159 61ZM176 59V58H175ZM174 59V60H175ZM225 59V58H224ZM229 59V58H228ZM243 59V58H242ZM12 59H10V61H11ZM19 60H21V59H19ZM27 60V59H26ZM121 60H122V58H121ZM153 60V61H154ZM169 60H172V59H169ZM173 60V61H174ZM227 60V59H226ZM241 60V59H240ZM3 61V60H2ZM1 61V62H2ZM62 61V60H61ZM118 61H119V64H117L118 63ZM167 61V60H166ZM176 61V60H175ZM246 61H247V59H246ZM245 60H244V62H246ZM253 61V60H252ZM9 62V61H8ZM121 62V63H120ZM155 62V61H154ZM170 63H172L171 61H169ZM254 62H255V60H254ZM256 62H257V60H256ZM3 63V62H2ZM5 63H7V62H5ZM5 63H3V64H5ZM13 63V62H12ZM17 63V62H16ZM25 63V62H24ZM63 62H61V64H62ZM65 63V62H64ZM145 64H146V62H144ZM147 63H150V62H147ZM162 63V62H161ZM169 63V64H170ZM247 63H249V62H247ZM258 63V62H257ZM1 64V63H0ZM2 64V65H3ZM10 64V62L8 63V65ZM28 64H29V62H28ZM56 64V63H55ZM54 64V65H55ZM172 64H174V63H172ZM238 64V63H237ZM256 64V63H255ZM260 64V63H259ZM6 65V67L8 66L7 64H5ZM51 65V64H50ZM53 65V66H54ZM57 65V64H56ZM55 65V66H56ZM65 65H66V63H65ZM148 65H151V64H148ZM243 65H244V63H243ZM246 66H247V64H245ZM245 65H244V67H245ZM10 66V65H9ZM16 67H17V65H15ZM52 66V65H51ZM54 66V67H55ZM64 66V65H63ZM67 67H72V68H78V67H80L81 66V64H80V66L78 65V63L77 62H75V64H69L68 63V65H66ZM65 66V67H66ZM137 66V67H136ZM153 66V65H152ZM171 66H175V64L174 65H171ZM221 66V65H220ZM242 66V65H241ZM250 66V65H249ZM253 67H254V65H252ZM258 66V65H257ZM259 66H262V65H259ZM23 67H24V65H23ZM57 67V66H56ZM88 67H89V70H88ZM149 67V66H148ZM154 67H157V65L156 66H154ZM216 67V66H215ZM218 67V66H217ZM216 67V68H217ZM223 67V66H222ZM252 67V69H254ZM1 68V67H0ZM9 67H7V69H8ZM26 68V67H25ZM24 68V69H25ZM52 68V67H51ZM51 68H50V70H51ZM81 68H83V67H81ZM95 69L96 70V72L95 73H92V69ZM141 68H142V66H141ZM161 67L159 66V69H160ZM167 69H168V67H166ZM173 68V67H172ZM246 68V67H245ZM249 68V67H248ZM20 69V68H19ZM47 69H49V68H47ZM53 69V68H52ZM55 69V71H56V68H54ZM63 69H64V67H63ZM66 69V68H65ZM149 69V68H148ZM150 69H151V66H150ZM150 69L149 70H147L148 71V73L150 74L151 73V71H150ZM170 69V68H169ZM189 69V68H188ZM215 69V68H214ZM213 69V70H214ZM251 69V70H252ZM259 69V68H258ZM58 70V69H57ZM78 70V69H77ZM142 70H144V69H142ZM152 70V69H151ZM170 70H172V69H170ZM169 70V71H170ZM191 70V69H190ZM196 70H197V68H196ZM196 70H194V71H196ZM218 70V69H217ZM221 70V69H220ZM257 70V69H256ZM262 70V69H261ZM42 71V70H41ZM45 71V70H44ZM43 71V72H44ZM68 71V70H67ZM70 71V70H69ZM153 71V70H152ZM162 71V70H161ZM165 71V70H164ZM192 71V70H191ZM199 71H202V70H199ZM215 71H216V69H215ZM223 71V70H222ZM224 71H226V70H224ZM223 71V72H224ZM233 71H235V70H233ZM237 71V70H236ZM254 71V70H253ZM21 72V71H20ZM19 72V73H20ZM39 72V71H38ZM45 72H47V71H45ZM50 72V71H49ZM81 72V71H80ZM146 72V71H145ZM159 72V71H158ZM198 72V71H197ZM207 72V74H208V72L210 73V70L209 71H206ZM206 72H205V75L207 76L206 78L203 76V74H202V77H204V79L202 78V77H198V79H196V77H195V79H194V77L193 78H190V77H185V76H187V75H183L184 76V78H183V80L181 79V78H179V79H181V84L182 85H187V84H192V83H196L198 80H204L203 82H208V78H210V77H208V75L210 76L211 74H206ZM228 72H231V71H228ZM245 72V71H244ZM7 73V70L6 71H3V73L2 74H6ZM13 73V72H12ZM14 73H16L17 74V72H14ZM13 73V74H14ZM66 73V72H65ZM69 73V72H68ZM84 73V72H83ZM97 73V75H95ZM165 73V72H164ZM168 73V72H167ZM184 73V72H183ZM187 73H190L189 71L187 72ZM203 73V72H202ZM211 73H214V72H212L211 71ZM227 73V72H226ZM233 73V72H232ZM2 74L0 73V75H1V77H2ZM21 74V73H20ZM60 74V73H59ZM77 74H78V72H77ZM79 74H81V73H79ZM123 74V75H122ZM229 74V73H228ZM239 74H241V73H239ZM245 74V73H244ZM254 74V73H253ZM37 75V74H36ZM45 75V74H44ZM47 75H48V73H47ZM68 75V74H67ZM66 74H63V76L65 77V76H67ZM72 75H74L73 77H75V75H76V73H74V74H72ZM71 75V76H72ZM141 75L143 76V74L141 73ZM148 75V74H147ZM182 75V74H181ZM230 75V74H229ZM258 75V74H257ZM7 76L8 75H6V76H4L5 78H7ZM14 76H15V74H14ZM20 76V75H19ZM49 76H50V73H49ZM53 76H55V75H53ZM62 76V77H63ZM83 76H84V74H83ZM82 76V78H85V77H83ZM99 76H101V78H99ZM154 76V75H153ZM158 76V75H157ZM192 76V75H191ZM194 76V75H193ZM201 76V75H200ZM241 76V75H240ZM249 76V75H248ZM264 76V75H263ZM0 77V78H1ZM4 77H2L3 79H4ZM13 77V76H12ZM16 77H18V76H16ZM51 77H52V74H51ZM51 77H49L50 79H51ZM62 77H59V78H62ZM63 77V78H64ZM68 77H70V74H69V76ZM77 77V76H76ZM223 77V79H226V78H224V76H222ZM233 77V76H232ZM8 78H9V76H8ZM19 78H23V75H22V77H19ZM18 78V79H19ZM47 78V77H46ZM62 78V79H63ZM149 78H152L151 76L149 77ZM155 78V77H154ZM163 77H161L160 79H162ZM174 78V77H173ZM199 78H202V79H199ZM252 78H253V76H252ZM260 78H261V76H260ZM259 78V79H260ZM3 79H2V81H3ZM15 79H17V78H15ZM36 79H38V78H36ZM53 79V78H52ZM51 79V80H52ZM56 79H57V77H56ZM128 79V80H129ZM160 79H159V81H160ZM165 79V78H164ZM169 79V78H168ZM171 79H172V77H171ZM178 79V78H177ZM228 79H229V77H228ZM248 79V78H247ZM247 79H245V80H247ZM13 80V79H12ZM47 80V82L49 81V79H46ZM64 80V79H63ZM133 80V79H132ZM131 80V81H132ZM158 80V79H157ZM173 80V79H172ZM261 80V79H260ZM1 81V82H2ZM4 81H6V80H4ZM15 81V80H14ZM17 81V80H16ZM21 80H19V82H20ZM37 81V80H36ZM54 81V80H53ZM58 81H59V79H58ZM130 81V80H129ZM156 81V80H155ZM158 81V82H159ZM222 81V80H221ZM233 81V80H232ZM238 81V80H237ZM38 82V81H37ZM65 80L62 82L63 83V85H67V84H65ZM79 82V81H78ZM144 82V81H143ZM161 82V81H160ZM160 82H159V84H160ZM176 82H178V81H176ZM180 82V81H179ZM202 82V81H201ZM211 82H213V81H211ZM210 82V83H211ZM217 82H220V81H217ZM252 82V81H251ZM260 82V81H259ZM14 83V84H13ZM38 83H41V80H40V82H38ZM43 83V82H42ZM52 82H50V85H53L54 83H56V82H54L53 84H51ZM134 83V82H133ZM148 83H150V82H148ZM209 83V84H210ZM242 83V82H241ZM250 83V82H249ZM257 83H258V81H257ZM11 84H13L12 85V89H8L7 88V82H6V85L7 86H4V87H2V89H4V90H6V91H9V90H12L13 91V87L15 86V82H12ZM19 84V83H18ZM21 84V83H20ZM19 84V85H20ZM24 84V83H23ZM136 83H134L133 85H135ZM140 84H142V83H140ZM145 84H147V83H145ZM151 84V83H150ZM176 84H178V83H176ZM176 84H174V85H176ZM218 84V83H217ZM244 84V83H243ZM248 84V83H247ZM253 84V83H252ZM255 84V83H254ZM2 85H3V83H2ZM1 84H0V86H2ZM10 85V84H9ZM17 85V84H16ZM25 85V84H24ZM23 85V86H24ZM41 85V84H40ZM40 85H38V87H40ZM49 85V86H50ZM55 85L56 84H54V87H55ZM148 85V87L147 88H149V84H147ZM152 85V84H151ZM162 85V84H161ZM165 85V84H164ZM196 85H197V83H196ZM220 85V84H219ZM222 85V84H221ZM224 85V84H223ZM256 85V84H255ZM22 85H20V86H17V88L18 87H21ZM36 86V85H35ZM43 86H45V85H43ZM73 86V85H72ZM71 86V87H72ZM139 86L140 85H138V88H139ZM143 86H146V85H144L143 84ZM153 86V85H152ZM159 86V85H158ZM163 86V85H162ZM161 86V87H162ZM167 86V85H166ZM169 86H171V85H169ZM172 86H173V84H172ZM179 86V85H178ZM192 86V85H191ZM190 86V87H191ZM195 86V85H194ZM210 86V85H209ZM239 86V85H238ZM248 86V85H247ZM249 86H251L250 84H249ZM253 86V85H252ZM260 86V85H259ZM34 87V86H33ZM45 87H47V86H45ZM59 87V86H58ZM66 87V86H65ZM69 87V86H68ZM135 87V86H134ZM156 87V86H155ZM155 87H153V88H155ZM174 87V86H173ZM176 87V86H175ZM174 87V88H175ZM187 87V86H186ZM185 87V90L187 91V89L189 88V87H187L186 88ZM211 87V86H210ZM216 87H217V85H216ZM216 87H214V88H216ZM227 87H229V86H227ZM242 87V86H241ZM255 87H258V86H255ZM11 88V87H10ZM15 88V87H14ZM17 88H15V89H17ZM41 88V87H40ZM51 88H53V87H50V90H51ZM95 88V87H94ZM93 88V89H94ZM113 88H115V87H113ZM136 88V87H135ZM138 88H136V90L138 89ZM146 88V87H145ZM151 88V87H150ZM168 88V87H167ZM176 88H180V86L179 87H176ZM222 88V87H221ZM244 88V87H243ZM243 88H242V90H243ZM248 88V87H247ZM258 88H260V87H258ZM258 88H256V89H258ZM14 89V91H17V90H15ZM18 89H21V88H18ZM25 89V88H24ZM29 90H30V87L28 88ZM27 89V91L29 92V93H32V91H29ZM33 89V88H32ZM31 89V90H32ZM34 89H37L38 90V88L37 87H34ZM43 89V88H42ZM47 89V88H46ZM45 89V91H47ZM59 89V88H58ZM61 89V88H60ZM69 90L71 89V88H68ZM106 89V88H105ZM104 89V90H105ZM112 89V88H111ZM143 89V88H142ZM156 89V88H155ZM159 89H160V87H159ZM182 89V88H181ZM180 89V91H183V92H185V90H181ZM193 88H191L190 89V91L192 90ZM197 89V88H196ZM198 89H200V87L198 88ZM206 89H207V87L206 88H204V87H201V90L202 91H204L205 93L207 92L206 91ZM212 89V88H211ZM217 89V88H216ZM229 89V88H228ZM227 89V90H228ZM239 89V88H238ZM249 89V88H248ZM252 89V88H251ZM22 90V89H21ZM36 90V91H37ZM53 90V89H52ZM51 90V92L53 93V91L55 90H53L52 91ZM109 90V89H108ZM114 90V89H113ZM123 90V89H122ZM122 90H121V92H122ZM140 89H138V91H139ZM145 90H147V89H145ZM150 90V89H149ZM158 90V88L156 89V92H158L157 91ZM161 90V89H160ZM159 90V91H160ZM172 90H174V89H172ZM176 90V89H175ZM234 90V89H233ZM239 90H241V89H239ZM245 90V89H244ZM43 91V90H42ZM66 91V90H65ZM98 91H100V89H98ZM151 91V90H150ZM164 91H166L165 89H164ZM190 91H189V94H190ZM202 91H200V93H198V95H194L193 97H192V99L191 100H193L194 102H196V103H202V104H204V105H207L208 106V108H211V106H210V103H209V101H208V99L210 98V96H208V94H205V95H203V92ZM213 91V90H212ZM220 91V90H219ZM246 91V90H245ZM39 92H40V90H39ZM47 92H49V89H48V91ZM50 92V93H51ZM73 92V91H72ZM166 92H168V89H167V91ZM170 92H171V90H170ZM195 92V91H194ZM197 92V91H196ZM195 92V93H196ZM236 92V91H235ZM238 92V91H237ZM242 92V91H241ZM240 92V93H241ZM249 92V91H248ZM13 93V92H12ZM21 95H19V94ZM64 93V92H63ZM137 94L138 93H140L141 94V96L142 95H145V94H148V92L147 93H145V94H143V90L142 91H139V92H136ZM151 93V92H150ZM153 93H154V91H153ZM161 93H162V90H161ZM182 93V92H181ZM188 93V92H187ZM192 93V92H191ZM210 93V92H209ZM213 93V92H212ZM245 93V92H244ZM253 93V92H252ZM14 94H15V92H14ZM44 94V93H43ZM185 94V93H184ZM194 94V93H193ZM217 94V93H216ZM250 94V93H249ZM17 95H19V96H15V97H13V96H11V98L10 97H8L10 100H13V101H15V103H17V102H19L20 101V99L22 98V97H29V95L30 94H25V93H23L22 91H17ZM32 95V94H31ZM52 95H54V93L52 94ZM55 95L56 96H60L61 94H56L55 93ZM72 95V94H71ZM74 96H75V94H73ZM78 95H80V93L78 94ZM149 95V94H148ZM151 95H152V93H151ZM150 95V96H151ZM155 95V94H154ZM157 95V94H156ZM161 95V94H160ZM188 95V94H187ZM191 95V94H190ZM215 95V94H214ZM238 95V94H237ZM236 95V96H237ZM245 95H246V93H245ZM43 96V95H42ZM62 96V95H61ZM60 96V97H61ZM140 96V95H139ZM146 96V95H145ZM186 96V95H185ZM189 96V95H188ZM192 96V95H191ZM190 96V97H191ZM244 96V95H243ZM3 97V96H2ZM47 98H48V95L46 96ZM46 97H43V99L44 98H46ZM53 97V96H52ZM59 97V98H60ZM63 97V96H62ZM62 97H61V99L59 100L58 99V102L60 101V103H61V100H62V102H65V101H63V99H65L66 97H63V99H62ZM73 97V96H72ZM147 97V96H146ZM145 97V98H146ZM149 97V96H148ZM153 97H155V96H153L152 95V97H149V98H153ZM158 97V96H157ZM157 97H155V99L157 98ZM247 97H248V94H247ZM250 97V96H249ZM1 98V97H0ZM57 97H55V100H57L56 99ZM68 98V97H67ZM70 98V97H69ZM74 98V97H73ZM79 98V97H78ZM81 98H83V97H81ZM263 98V97H262ZM6 100L7 98L6 97H4V98H2V100ZM74 99H76V98H74ZM252 99V98H251ZM38 100H39V98H38ZM46 101H47V99H45ZM69 100V99H68ZM78 100V99H77ZM147 100V99H146ZM190 100V99H189ZM248 100V99H247ZM252 100H254V99H252ZM260 100H262V99H260ZM48 101H50V100H48ZM53 101H54V97H53ZM148 101V100H147ZM149 101H150V99H149ZM151 101H153V100H151ZM150 101V102H151ZM158 101V100H157ZM156 101V102H157ZM255 101H257V100H255ZM254 101V102H255ZM259 101V100H258ZM263 101V100H262ZM261 101V102H262ZM22 102H24V101H21L18 105H17V107H15V103H13L10 107H9V109H6V107L5 108H2V107H0V112L2 111V113L0 114V120H1V122H0V124H3V125H1V126H4L5 127V125H8L6 122H8L9 120L8 119H10V118H8V116L9 117H11L10 115H12V119H14L16 116H18L20 113L22 114V112H23V109H25V111H26V106H28V104L27 105H25L24 103V105L25 106H23L22 107V109L21 110H19V111H15V109H17L19 106H20V104L22 103ZM52 102V101H51ZM57 102V101H56ZM69 102V101H68ZM154 102V101H153ZM249 102H251V101H248V103ZM35 103V102H34ZM38 103V101L35 103V105ZM159 102H157V104H158ZM244 103V102H243ZM0 104H6V101H5V103L4 102H2L1 101V99H0ZM31 104V103H30ZM33 104V103H32ZM32 104L30 105V106H32ZM40 104V103H39ZM54 104H56V103H54L53 102V105ZM58 104V103H57ZM56 104V105H57ZM66 104H67V102H66ZM70 104V103H69ZM238 104L240 105V103L238 102ZM250 104V103H249ZM260 104V103H259ZM34 105V104H33ZM34 105V106H35ZM38 105V104H37ZM43 105V104H42ZM41 105V106H42ZM68 105V104H67ZM66 105V106H67ZM136 105H137V103H136ZM142 105H144V104H142ZM148 105V104H147ZM151 105H152V103H151ZM150 105V106H151ZM159 105V104H158ZM243 105V104H242ZM29 106V108H31ZM40 106V105H39ZM41 106H40V111H41ZM140 106H141V104H140ZM146 106V105H145ZM154 106V105H153ZM241 106V105H240ZM244 106V105H243ZM253 106V105H252ZM256 106H258V105H256ZM36 107V106H35ZM38 107V106H37ZM43 107V106H42ZM70 107V106H69ZM76 107H77V105H76ZM136 107V106H135ZM247 107V106H246ZM262 107V106H261ZM137 108V107H136ZM144 108V107H143ZM147 108H148V106H147ZM183 108V107H182ZM240 108V107H239ZM256 108V107H255ZM264 108V107H263ZM32 109L33 108H31V111H32ZM35 109V108H34ZM33 109V110H34ZM149 109H150V111H148L147 109H145V110H147L149 113L151 112L152 113V111H153V114L155 113L154 112V110H152L150 107H149ZM154 109H156V108H154ZM39 110V109H38ZM68 110V109H67ZM70 110V109H69ZM74 111H75V109H73ZM152 110V111H151ZM188 110V109H187ZM185 111V113L186 112H188V111ZM246 109L244 108V111H245ZM247 110H248V107H247ZM6 111L7 112H12L10 115H8V114H6ZM28 111H29V109H28ZM157 111V110H156ZM243 111V112H244ZM253 111V110H252ZM258 111V110H257ZM260 111H262V110H260ZM63 112H65V111H63ZM62 112V113H63ZM67 112V111H66ZM65 112V113H66ZM70 112H72V111H70ZM138 112V111H137ZM181 112H182V110H181ZM180 112V113H181ZM248 112V111H247ZM259 112V111H258ZM29 113V112H28ZM139 113V112H138ZM156 113H158V112H156ZM242 113V112H241ZM245 113V112H244ZM264 113V112H263ZM25 114H26V112H25ZM24 114V115H25ZM34 114H36V112L34 113ZM40 114V113H39ZM47 114V113H46ZM52 114V113H51ZM55 113H53V115H54ZM68 114V113H67ZM72 114V113H71ZM188 114V113H187ZM243 114V113H242ZM248 113H246V115H247ZM24 115H23V117H24ZM48 115L49 116H47L46 115V117H49L50 118V114L48 113ZM155 115V114H154ZM172 115V114H171ZM175 115H180L179 113H176ZM245 115V114H244ZM249 115V114H248ZM247 115V116H248ZM251 115H252V113H251ZM38 116V115H37ZM44 116V115H43ZM42 116V117H43ZM54 116H56V115H54ZM53 116V117H54ZM72 116V115H71ZM173 116V115H172ZM187 116H189V115H187ZM240 116H242V115H240ZM254 116V115H253ZM155 117H156V115H155ZM180 117H183L184 118V113L182 114L181 113V115H180ZM179 117V118H180ZM8 118V119H7ZM49 118H46V119H48L49 120ZM58 118V117H57ZM61 118V117H60ZM65 118H67V117H65ZM168 118V117H167ZM173 118V117H172ZM186 118V117H185ZM198 118V117H197ZM248 118H252V116H250V117H248ZM262 118V117H261ZM12 119H10V120H12ZM45 119V118H44ZM45 119V120H46ZM51 119H52V117H51ZM59 119V118H58ZM57 119V120H58ZM63 119V118H62ZM146 119V118H145ZM153 119V118H152ZM152 119H150V120H148V121H151ZM188 119H190V118H188ZM209 119V118H208ZM254 119H255V117H254ZM260 119V118H259ZM5 120H8V121H5ZM165 120H167V119H165ZM169 120V119H168ZM191 120V119H190ZM189 120V121H190ZM194 120V119H193ZM192 120V121H193ZM196 120V119H195ZM194 120V121H195ZM212 120V119H211ZM255 120H257L258 121V119L256 118ZM42 121V120H41ZM50 121V120H49ZM48 121V122H49ZM54 121H56V118H55V120ZM51 122V123H55V122ZM60 121V120H59ZM261 121V120H260ZM264 120H262V122H263ZM11 122H14V120L13 121H11ZM10 122V123H11ZM16 122H17V120H16ZM19 122V121H18ZM62 122H63V120H62ZM65 122H67V121H65ZM155 122V121H154ZM162 122H164V121H162ZM161 122V123H162ZM245 122V121H244ZM15 123V122H14ZM39 123V122H38ZM37 123V124H38ZM56 123L58 124V121H56ZM150 123V122H149ZM160 123V120H159V122H158V124ZM186 123V122H185ZM194 123V122H193ZM17 124V123H16ZM19 125L21 124V121H20V123H18ZM50 124V123H49ZM60 124V123H59ZM153 124V123H152ZM155 124V123H154ZM154 124H153V126H154ZM157 124V123H156ZM157 124V125H158ZM166 124V123H165ZM191 124V123H190ZM234 124V123H233ZM237 124V123H236ZM235 124V125H236ZM246 124V123H245ZM41 125V124H40ZM48 125V124H47ZM56 125V124H55ZM64 125H66L67 127H68V125L67 124H64V122H63V126ZM74 125V123L72 124V126ZM76 125V124H75ZM77 125H78V123H77ZM163 125V124H162ZM180 125H182L181 123H180ZM180 125H178L177 127L179 128L180 127ZM193 125V124H192ZM249 125H250V123H249ZM49 126V125H48ZM71 126V125H70ZM106 126V125H105ZM174 126V125H173ZM7 127V126H6ZM14 127H15V124H14ZM41 127V126H40ZM45 127H47V126H45ZM55 127H58V126H55ZM59 127H60V125H59ZM91 127H92V130H91ZM90 127V130L89 131H94V132H96V134L98 135V136H100V137H102V136H104V135H106V137L105 138H109V136H111V135H114V132H115V129H113L112 127L111 128H109L108 126H106V127H108V128H106L105 130H103V133H101L102 131H99V130H101V129H97V127L98 126H91ZM104 127V126H103ZM152 127V126H151ZM176 127V126H175ZM176 127V128H177ZM192 127V126H191ZM2 128V127H1ZM53 128V127H52ZM73 128H75V127H73ZM101 128V127H100ZM143 128H145V127H143ZM146 128L147 129H149L148 128V126H146ZM163 128V127H162ZM162 128H161V130H162ZM164 128H165V126H164ZM183 128H184V126H183ZM15 129V128H14ZM103 129V128H102ZM140 129H142V128H140ZM136 130L137 132H138V134H139V136H140V140H139V146H142V145H144L143 144V142H146V141H149L153 136H154V130H155V128L153 127L152 129L150 128V130H147V131H143L142 132V130ZM170 129V128H169ZM173 129H174V127H173ZM181 129V128H180ZM193 129V128H192ZM3 130V129H2ZM12 130V129H11ZM43 130H45V129H43ZM54 130V129H53ZM76 130V129H75ZM78 130V129H77ZM178 130V129H177ZM210 130V129H209ZM51 130H49V132H50ZM83 132H84V130H82ZM88 131V132H89ZM139 131H141L140 133H139ZM170 131V130H169ZM25 132V131H24ZM40 132V131H39ZM52 132V131H51ZM50 132V133H51ZM80 132H81V130H80ZM177 132V131H176ZM209 132H211V131H209ZM11 133H14L13 132V130L11 131ZM17 133V132H16ZM26 133L27 132H25V135H26ZM29 133V132H28ZM50 133H48L47 132V134L46 135H48L49 137H50ZM53 133V132H52ZM55 133V132H54ZM82 133V132H81ZM170 133H172V132H170ZM169 133V134H170ZM216 133V132H215ZM236 133H237V129L235 128L234 129V134L231 136V137H229V139H227L226 140V142L225 143H223L224 145L223 146H228L231 142H232V139L235 137L234 135H236ZM15 134V133H14ZM14 134H12V135H14ZM30 134V133H29ZM40 134V133H39ZM137 134V135H138ZM165 134V133H164ZM164 134H163V136H164ZM180 134V133H179ZM178 134V136H180ZM217 134V133H216ZM224 135H225V132L223 133ZM20 135H21V133H20ZM23 135V134H22ZM25 135H24V137H25ZM54 135V134H53ZM63 135H64V133H63ZM81 134H79L77 137H76V135H74L75 136V139H76V141L74 142L75 144L74 145H76V142L77 143H80V141H82V140H79L80 138H79V136H80ZM90 135V134H89ZM136 135V136H137ZM211 135H214V133L213 132H211ZM1 136H2V134H1ZM11 136V135H10ZM28 136V135H27ZM30 136V135H29ZM42 136V135H41ZM48 136L46 137V138H48ZM65 136V135H64ZM74 136L71 138V137H69V138H71L72 140H73V138H74ZM91 136V135H90ZM181 136H183V135H181ZM180 136V137H181ZM185 136V135H184ZM183 136V137H184ZM20 137V136H19ZM37 137V136H36ZM52 137V136H51ZM207 137H209V139H210V142H211V138L210 137H212V139H213V136H207ZM217 137V139L219 138V136H216L215 135V138ZM228 137V136H227ZM1 138V137H0ZM10 138H12V137H10ZM15 138V137H14ZM28 138V137H27ZM39 138V137H38ZM64 138V137H63ZM131 138V137H130ZM166 138V137H165ZM174 138V137H173ZM175 138H176V136H175ZM182 138V137H181ZM214 138V139H215ZM30 139V138H29ZM36 139V138H35ZM172 139V138H171ZM38 140V139H37ZM42 140V139H41ZM48 140H51L50 138L48 139ZM68 140V139H67ZM107 140V139H106ZM182 140H184V139H182ZM1 141V143H2V139L0 140ZM39 141H40V139H39ZM47 141V140H46ZM69 141V140H68ZM122 141V140H121ZM180 141V140H179ZM205 141H206V139H205ZM214 141H216V140H213V142ZM11 142H12V140H11ZM19 142V141H18ZM24 142V141H23ZM33 142H34V140H33ZM43 142V141H42ZM70 142V141H69ZM69 142H67V143H69ZM83 142H85V141H83ZM166 142L167 141H165L164 143L166 144ZM182 142V141H181ZM207 142V141H206ZM210 142L208 141V143L210 144ZM47 143V142H46ZM62 143V142H61ZM99 143V142H98ZM111 143V142H110ZM127 143V142H126ZM192 143H193V141H192ZM205 143V142H204ZM220 143V142H219ZM222 143V142H221ZM6 144V143H5ZM32 144V143H31ZM38 144H40L39 142H38ZM37 144V147H39V145ZM57 144V143H56ZM87 144V143H86ZM96 144H97V142H96ZM105 144V143H104ZM107 144V143H106ZM105 144V145H106ZM125 144V143H124ZM149 144V143H148ZM172 144V143H171ZM175 144V143H174ZM177 144V143H176ZM182 144H183V142H182ZM206 144V143H205ZM26 145V144H25ZM78 145V144H77ZM81 145V144H80ZM79 145V146H80ZM92 145H94L95 147L97 146L98 148H99V146H98V144L97 145H95V143L93 144L92 143ZM91 145V146H92ZM100 146H101V144H99ZM103 145V144H102ZM105 145H104V147H105ZM162 145V144H161ZM161 145H158V144H153L152 146L156 149V151H159L158 149H159V147H161V149H163V146H161ZM186 145V144H185ZM208 145V144H207ZM220 145V144H219ZM218 145V148L219 147H221V149L219 150V149H216V150H218L219 152H218V156L219 155H221L222 154V152H223V147H222V145L221 146H219ZM29 146V145H28ZM41 146V145H40ZM86 147H87V145H85ZM125 146V145H124ZM171 146V145H170ZM174 146V145H173ZM204 146V145H203ZM214 146H215V144L213 145V147L212 148H214ZM217 146V145H216ZM64 147V146H63ZM76 147V146H75ZM74 147V148H75ZM107 147V149L109 150V147H108V145L106 146ZM120 147V146H119ZM122 147V146H121ZM129 147V146H128ZM167 147V146H166ZM176 147V146H175ZM179 147V146H178ZM183 147V146H182ZM189 147V146H188ZM205 147H207V146H205ZM204 147V148H205ZM209 147H210V145H209ZM78 148V147H77ZM77 148H75V149H77ZM90 148V147H89ZM91 148H93V146L91 147ZM98 148H97V150H98ZM101 148V147H100ZM103 148V147H102ZM111 148V147H110ZM145 148H146V146H145ZM151 148V147H150ZM185 148V147H184ZM212 148H211V150H212ZM36 149V148H35ZM79 149V148H78ZM86 149V148H85ZM116 149V148H115ZM143 149V148H142ZM142 149H140V150H142ZM147 149V148H146ZM146 149H144L145 150V152H146ZM192 149V148H191ZM210 149V148H209ZM208 149V150H209ZM243 149H245L244 147H243ZM88 149H86V151H87ZM93 150V149H92ZM91 150V151H92ZM96 150V151H97ZM105 150H106V148L104 149V152H105ZM113 150V149H112ZM172 150V149H171ZM183 150H185V149H183ZM210 150V151H211ZM216 150H214L215 152H216ZM84 151V150H83ZM90 151V150H89ZM94 151V150H93ZM100 151H101V149H100ZM143 151V150H142ZM151 151V150H150ZM187 151V150H186ZM213 151V150H212ZM213 151V152H214ZM243 152H245L246 151V149H245V151L244 150H242ZM242 151L240 152L239 151V153H241L242 154ZM113 152V151H112ZM112 152H110V153H112ZM141 152V151H140ZM162 152V151H161ZM160 152V153H161ZM188 152H191V150H189ZM226 152H228V153H226V154H229V155H231V156H234V158L236 157V154L235 153H233L231 150H229V151H226ZM248 152H250V151H247V153ZM34 153V152H33ZM109 153V152H108ZM114 154H115V152H113ZM130 153V152H129ZM142 153V152H141ZM140 153V154H141ZM159 153V152H158ZM201 153H202V151H201ZM204 153H209L208 151H207V149L204 151ZM203 153V154H204ZM217 153V152H216ZM246 153V155H248ZM76 153H75V151H70V150H63V151H58V150H53V149H47V148H44L43 147V149H41V151H39L38 150V152L36 153L35 152V154H33V155H30V152L28 151V148H27V145L25 146V148L21 151V153L19 152V160L20 161H29V162H31L32 164H36L37 166H39L40 168H43L44 170H47V171H49V168H46V167H43L44 165H46L47 163H50V162H53V161H55V167H56V169L58 170L59 168H60V166H63V167H65V166H67V165H73L74 167H73V169L75 170V168L78 166V165H80V162L82 161L81 160V158H79V157H77L76 155H75ZM82 154H84V155H87L86 153H82ZM123 154V153H122ZM199 154V153H198ZM225 154V153H224ZM117 155V154H116ZM129 155V154H128ZM131 155V157H127V158H125V159H127L128 161H133V162H137V157H136V160L135 159H132V157L134 156L133 154H130ZM129 155V156H130ZM147 155V154H146ZM149 155V154H148ZM216 154L214 153V154H212L211 153V156H215ZM14 156H16V153H15V145H14V143H10V144H8V145H5V146H3V147H1V149H0V164H3V163H6V162H8L9 161V163L11 162L10 161V159L12 158V157H14ZM82 156V155H81ZM101 156V155H100ZM119 156V155H118ZM125 156V155H124ZM126 156H127V153H126ZM150 156V155H149ZM167 156H169V155H167ZM178 156V155H177ZM184 156V155H183ZM182 156V157H183ZM209 156H210V153H209ZM224 155H222L221 156V158H224L223 157ZM249 156H252V154H250ZM248 156V157H249ZM115 157V156H114ZM113 157V158H114ZM121 157V156H120ZM119 157V158H120ZM171 157H172V155H171ZM174 157H176V156H174ZM217 157V156H216ZM216 157H214L215 159H216ZM228 157V156H227ZM121 158H123V157H121ZM133 158H135V157H133ZM144 158V157H143ZM150 158V157H149ZM170 158V157H169ZM168 158V159H169ZM180 158H181V156H180ZM178 158V160H183V166L184 167H186V168H188V167H192V165L191 164H188V158H189V156H184L183 158ZM213 158V159H214ZM220 158V160L221 161H224L225 162V159H226V156H225V159H221ZM231 159H232V157H230ZM102 159V158H101ZM111 159V158H110ZM109 159V160H110ZM147 158L145 157V160H146ZM167 159V158H166ZM165 159V160H166ZM171 159V158H170ZM169 159V160H170ZM176 159H177V157H176ZM230 159V160H231ZM139 160V159H138ZM150 160V159H149ZM149 160H147V161H145V162H141V163H144V164H147L148 166L149 165H152V164H154L153 162H150ZM164 160V159H163ZM173 160H174V158H173ZM181 160V161H182ZM206 160V159H205ZM205 160H204V158H201L200 157V155H199V159H198V161H199V163L195 166V168H194V170H206L207 168H209L208 166L209 165H204V166H202L203 164H204V162H205ZM227 161H228V158L226 159ZM114 161V160H113ZM120 161V160H119ZM123 161V160H122ZM126 161V160H125ZM141 160H139V162H140ZM142 161H143V159H142ZM156 161V160H155ZM117 162V161H116ZM124 162V161H123ZM207 162H209V161H207ZM217 162V161H216ZM230 162V161H229ZM229 162H227V164L229 163ZM249 162V161H248ZM247 161L245 162V163H243V166L246 168V170H247V172H248V174H251L252 173V170L250 169V165H245V164H247L248 163ZM218 163H219V161H218ZM177 164V163H176ZM179 164V163H178ZM208 164V163H207ZM209 164H212V163H209ZM216 164V163H215ZM221 164H224L223 162H221ZM230 164H231V162H230ZM242 164V163H241ZM83 164H81V166H82ZM95 165V164H94ZM155 165V164H154ZM98 166L99 167H97V168H100L101 166H102V164H98ZM120 166V165H119ZM171 166V165H170ZM224 166H227V165H224ZM67 167H70V169H71V166H67ZM80 167V166H79ZM95 167H96V165H95ZM128 167V166H127ZM154 167V166H153ZM152 166H151V168H153ZM172 167V166H171ZM177 167V166H176ZM227 167H229V166H227ZM120 168V167H119ZM156 168L158 169L159 167H157V165H156ZM172 168H174L175 169V167L173 166ZM181 168H182V166H181ZM181 168H180V170H181ZM65 169V168H64ZM67 169H69V168H67ZM72 169V170H73ZM77 169H79L78 167H77ZM81 169V168H80ZM118 165L117 164H115V163H113L112 162V164L109 166V167H106L105 168V172H103L104 173V176H106V178L107 179H112L113 177H115L116 176V174H118L119 172H118ZM146 169V168H145ZM179 169V168H178ZM177 169V170H178ZM229 169V168H228ZM71 170V171H72ZM144 170V169H143ZM149 170V169H148ZM155 170V169H154ZM176 170V171H177ZM232 170V169H231ZM230 170V171H231ZM166 171V170H165ZM229 171V170H228ZM245 171V170H244ZM156 172H159V170L158 171H156ZM170 172H172V171H170ZM232 172H235V171H232ZM231 172V173H232ZM179 173H180V171H179ZM238 173V172H237ZM177 174H178V172H177ZM186 174V173H185ZM124 175H129V177H135V175H132V174H128V173H125ZM152 175V174H151ZM164 175V174H163ZM188 175V174H187ZM186 175V176H187ZM160 176V175H159ZM162 176V175H161ZM183 176H185V175H183ZM182 176V177H183ZM234 177H232V178H234L235 179V175H233ZM238 176H239V174H238ZM240 176H242V175H240ZM239 176V177H240ZM117 177V176H116ZM124 177V176H123ZM175 177H176V175H175ZM214 177V176H213ZM223 177V176H222ZM228 177H230V176H228ZM257 177H258V174H257ZM120 178H122V177H120ZM126 178V177H125ZM181 178V177H180ZM188 177H186V179H187ZM192 178H194V177H192ZM196 178V177H195ZM194 178V179H195ZM208 178V177H207ZM225 178V177H224ZM237 178V177H236ZM117 179V178H116ZM127 179V178H126ZM147 179V178H146ZM190 179V178H189ZM188 179V180H189ZM199 179V178H198ZM213 179H217V180H219L218 179V176L217 177H215V178H213ZM240 179L242 180V177H240ZM109 180V181H110ZM121 180V179H120ZM128 180V179H127ZM138 180V179H137ZM175 180H177V178L175 179ZM187 180V181H188ZM191 180V179H190ZM200 180V179H199ZM204 180V179H203ZM206 180V179H205ZM208 180V179H207ZM206 180V181H207ZM210 180V179H209ZM220 180H221V178H220ZM184 181V180H183ZM192 181V180H191ZM194 181H196V180H194ZM240 181V180H239ZM125 182V181H124ZM217 182V181H216ZM242 181H240V183H241ZM121 183V182H120ZM142 183V182H141ZM180 183H181V181H180ZM206 183V185H207V182H205ZM211 183V182H210ZM153 184H155V186L156 187H160L161 189H167V190H170V191H172V192H177V191H179L180 190V188H181V185L179 184V183H176V182H174V183H167V184H164V183H161L160 181H158V182H155V183H153ZM203 184H204V182H203ZM209 184V183H208ZM121 185V184H120ZM199 185V184H198ZM145 186H147V185H145ZM211 186V184L209 185V187ZM229 186V185H228ZM227 186V187H228ZM142 186H140V188H141ZM196 187H198V186H196ZM138 188V187H137ZM136 188V189H137ZM135 189V190H136ZM157 189V188H156ZM210 188H208L207 190H209ZM219 189H222V188H219ZM223 189H224V187H223ZM222 189V190H223ZM233 189V188H232ZM238 189V188H237ZM152 190H153V188H152ZM198 190H200V189H198ZM197 190V191H198ZM221 190V191H222ZM231 190V189H230ZM241 190V189H240ZM239 190V191H240ZM154 191H155V189H154ZM158 191H160V190H158ZM226 191H229V190H226ZM238 191V190H237ZM238 191V192H239ZM138 192V191H137ZM202 192V191H201ZM205 192V191H204ZM164 193V192H163ZM171 193V192H170ZM190 193H194V192H191L190 191ZM189 193V194H190ZM200 193V192H199ZM199 193H197V194H199ZM221 193H223L222 194V196L224 195V193H226L225 191H223V192H220V194L219 195H221ZM229 193V192H228ZM228 193H226V194H228ZM164 194H166V193H164ZM167 194H169V193H167ZM195 194H196V192L194 193V196H195ZM196 194V195H197ZM240 194V193H239ZM172 195V194H171ZM179 195V194H178ZM201 195V194H200ZM230 195V194H229ZM176 196V195H175ZM192 196V195H191ZM207 196V195H206ZM205 196V197H206ZM209 197H210V195H208ZM228 196V195H227ZM234 196V195H233ZM236 196V195H235ZM196 197V196H195ZM199 198H202L203 196H198ZM197 197V198H198ZM204 197V198H205ZM221 197V196H220ZM225 197H226V195H225ZM225 197H224V201L226 202V204H228L229 203V200L231 199L230 197H232V196H230L229 197V199H227V200H225ZM207 198V197H206ZM222 198V197H221ZM233 198V197H232ZM203 199V198H202ZM220 199V198H219ZM235 199V198H234ZM255 199V201H256V199L257 198H254ZM253 199V200H254ZM100 200V199H99ZM190 200V199H189ZM194 200V199H193ZM192 200V201H193ZM236 200H237V198H236ZM236 200H234L235 202H236ZM252 200V201H253ZM101 201V200H100ZM99 201V203H101ZM192 201H190L191 203V205H192ZM208 199L207 200H205L203 203H204V205L206 204H208ZM232 200H230V202H231ZM243 201V200H242ZM247 201H251V200H247ZM108 202V201H107ZM215 202V201H214ZM222 202V201H221ZM248 202V203H249ZM257 202V201H256ZM114 202H112V204H113ZM187 203V202H186ZM189 203V202H188ZM194 203H196V202H194ZM224 203V202H223ZM237 203H238V201H237ZM243 203V202H242ZM251 203V202H250ZM253 203V202H252ZM102 204V203H101ZM111 204V203H110ZM111 204V205H112ZM116 204V203H115ZM220 204V203H219ZM222 204V203H221ZM220 204V205H221ZM225 204V203H224ZM232 204V203H231ZM245 204V203H244ZM243 204V205H244ZM104 205V204H103ZM102 205V206H103ZM114 205V204H113ZM113 205H112V208H116L117 206H114L113 207ZM117 205V204H116ZM189 205V204H188ZM191 205H189V206H191ZM195 205V204H194ZM193 205V206H194ZM233 205H234V202H233ZM239 205H241V203L239 202ZM106 206V205H105ZM108 206V205H107ZM110 206V205H109ZM202 206V205H201ZM226 206V205H225ZM235 206H237V205H235ZM263 206V205H262ZM262 206H260V205H257L256 203H253V204H250V205H244V208H246V209H249V210H244L243 212H241L240 213V211H236V213H234V215L231 217V219L235 222V224H237L236 226H238V225H242V224H244V223H246V222H248L247 224L249 225L250 224V221L251 222H253L252 223V225L255 227H257L258 225V223H257V221H260V218L262 217V215L260 214V212L261 211H264V207H262ZM97 207V206H96ZM104 207V206H103ZM196 207V206H195ZM198 207H199V204H198ZM224 207V206H223ZM242 207V206H241ZM239 208L238 210H240V209H242V208ZM102 208V207H101ZM100 208V209H101ZM111 208V207H110ZM114 208V209H115ZM237 208V207H236ZM93 209H94V207H93ZM103 209V208H102ZM101 209V210H102ZM113 209V210H114ZM119 209V208H118ZM84 210V209H83ZM83 210H82V212H83ZM89 210V209H88ZM104 210V209H103ZM106 210H109V208L108 209H106ZM193 210V209H192ZM198 210V209H197ZM199 210H200V212H201V210H202V208H199ZM85 211V210H84ZM92 211H94V210H92ZM97 211H99V210H96V212ZM89 212H90V210H89ZM89 212H87V213H89ZM103 212V211H102ZM112 212V211H111ZM117 212V211H116ZM123 212H126V214H127V211H123ZM192 212V211H191ZM205 212V211H204ZM203 212V213H204ZM226 212H227V209H225V208H222L221 210H217V211H214V213H215V215L216 214H218L221 218H223L224 216H226ZM169 213V212H168ZM196 213V212H195ZM96 214H99V213H96ZM101 214V213H100ZM113 214V213H112ZM116 214V213H115ZM169 214H171V213H169ZM198 214H200V213H198ZM84 215V214H83ZM82 215V213H81V216H83ZM107 216H108V213L106 214ZM105 215V216H106ZM109 215H110V213H109ZM117 215V214H116ZM115 215V216H116ZM163 215V214H162ZM93 216L94 215H91V214H87L86 216H83L84 217V219L85 220H91L92 218H93ZM102 216V215H101ZM105 216H104V218H105ZM115 216H113L112 218H111V229L113 230V232H114V234L113 235H115L116 237H115V239H117L115 242L117 243V245H116V247L117 248H119L120 250H121V255L120 256H122V258L124 259V257H125V259H126V257H127V255L129 254V249H130V247H132L131 248V253H130V257H129V262L130 263H134L133 261L137 258V259H139L140 258V260L141 259H145V258H148V257H151V252L150 253H148L149 252V249H147V247H149L150 245H148L147 244V246L145 245L144 246V244L143 245H140V244H138V239H137V236H136V234H131V233H129L128 231H126V230H123V229H121V227H120V224L118 223V219H117V217H115ZM264 216V215H263ZM94 217H98V216H94ZM109 217V216H108ZM127 217H128V214H127ZM130 217H131V215H130ZM170 217H172V216H170ZM215 217V216H214ZM217 218V217H216ZM215 218V219H216ZM130 219V218H129ZM161 219V218H160ZM163 219V218H162ZM82 220V219H81ZM131 220H133V219H131ZM130 220V221H131ZM168 220V219H167ZM172 220V219H171ZM216 220H219V219H216ZM26 221V220H25ZM24 221V222H25ZM29 221V220H28ZM47 221H48V224L49 225H51L52 224V226H53V231L55 230L54 229V227H57V222L56 221H54L53 220V218H51V219H47ZM102 221V220H101ZM107 221H109V220H107ZM174 221V220H173ZM221 221V220H220ZM220 221H218V222H220ZM224 221V220H223ZM31 222V221H30ZM129 222V221H128ZM163 222V221H162ZM170 222V221H169ZM233 222V223H234ZM23 223V222H22ZM100 223V222H99ZM167 223V222H166ZM174 223V222H173ZM187 223V222H186ZM221 223H222V221H221ZM26 224V223H25ZM32 224V223H31ZM220 224V223H219ZM225 224V223H224ZM24 225V224H23ZM61 224H59V226H60ZM161 225V224H160ZM171 225V224H170ZM234 225V224H233ZM246 225V224H245ZM251 225V224H250ZM261 226H263L264 227V221H263V223H261L260 224ZM259 225V226H260ZM130 226V225H129ZM171 226H173V224L171 225ZM219 226V225H218ZM258 226V229H260V227ZM29 227V226H28ZM70 227H71V229H73V230H76L77 232L79 231H81L82 230V226H79V225H75V224H73V223H71L70 224ZM162 227V226H161ZM185 227H187V226H185ZM184 227V228H185ZM251 227V226H250ZM255 227V228H256ZM59 228V227H58ZM163 228H164V226H163ZM163 228H162V230H163ZM241 228V227H240ZM248 228V227H247ZM253 228V227H252ZM25 229V228H24ZM23 229V230H24ZM87 229V228H86ZM157 229V228H156ZM188 229H189V227H188ZM250 229V228H249ZM248 229V230H249ZM262 229V228H261ZM264 229V228H263ZM72 230V231H73ZM111 230V231H112ZM161 230V231H162ZM166 230H167V228H166ZM191 230V229H190ZM233 230V229H232ZM238 230H240V229H238ZM243 230V229H242ZM256 230V229H255ZM31 231V230H30ZM71 231V230H70ZM75 231V233H77ZM86 231H90V229L89 230H86ZM155 231V230H154ZM160 231V230H159ZM168 231V230H167ZM182 231H185V230H182ZM187 231V230H186ZM196 231V230H195ZM234 231V230H233ZM236 231H237V228H236ZM247 231V230H246ZM251 232H252V230H250ZM250 231H249V233H250ZM254 231V230H253ZM259 231V230H258ZM257 231V232H258ZM26 232V231H25ZM24 232V233H25ZM192 232V231H191ZM232 232V231H231ZM243 232V231H242ZM248 232V231H247ZM261 232V231H260ZM259 232V233H260ZM28 233H30V232H28ZM56 233H57V230H56ZM88 233V232H87ZM143 233H145V232H143ZM167 233V232H166ZM188 233V232H187ZM190 233V232H189ZM202 233V232H201ZM244 233V232H243ZM246 233V232H245ZM253 233V232H252ZM256 233V232H255ZM111 234V235H112ZM168 234V233H167ZM195 234V233H194ZM200 234V233H199ZM206 234V233H205ZM233 234H234V232H233ZM236 234V233H235ZM234 234V235H235ZM241 234V233H240ZM20 235V234H19ZM24 235V234H23ZM28 235V234H27ZM85 235V234H84ZM88 235H89V233H88ZM92 235V234H91ZM109 235V234H108ZM143 235V234H142ZM158 235V234H157ZM212 235V234H211ZM246 235V234H245ZM256 235V234H255ZM110 236V235H109ZM165 236V235H164ZM169 236H170V233H169ZM195 236V235H194ZM197 236V235H196ZM202 236H204V234L202 235ZM239 236V235H238ZM242 236V235H241ZM240 236V237H241ZM258 236V235H257ZM256 236V237H257ZM93 237V236H92ZM157 237V236H156ZM198 237H200V236H198ZM198 237H197V239H198ZM207 237V236H206ZM260 237V236H259ZM264 237V236H263ZM22 238H23V236H22ZM196 238V237H195ZM239 238V237H238ZM243 238H244V236H243ZM108 239H112V238H108ZM156 239V238H155ZM191 239V238H190ZM252 239H254V238H252ZM109 240V241H110ZM206 240V239H205ZM250 240V239H249ZM31 241H32V239H31ZM30 241V242H31ZM34 241V240H33ZM145 241V240H144ZM148 241V240H147ZM164 241V240H163ZM173 241V240H172ZM175 241V240H174ZM194 241V240H193ZM208 241V240H207ZM234 241V240H233ZM21 242H23V241H21ZM26 242V241H25ZM112 242H113V240H112ZM156 242H158V241H156ZM166 242V241H165ZM180 242V241H179ZM214 242V241H213ZM231 242V241H230ZM230 242H226L227 244L228 243H230ZM27 243V242H26ZM32 243V242H31ZM35 243V242H34ZM147 243V242H146ZM153 243V242H152ZM175 243H176V241H175ZM174 243V244H175ZM186 243V242H185ZM190 243H191V241H190ZM193 243V242H192ZM207 243V242H206ZM25 244V243H24ZM28 244H29V242H28ZM114 244V243H113ZM159 244H162V245H164L165 243L163 242V243H159ZM166 244H168V243H166ZM169 244H171V243H169ZM173 244V245H174ZM178 244V243H177ZM196 244H199V243H197L196 242ZM232 244V243H231ZM231 244H229V245H231ZM237 244V243H236ZM31 245H34V244H31ZM30 245V246H31ZM36 245V244H35ZM99 245V244H98ZM155 245H156V243H155ZM179 245H181V244H179ZM183 245H184V243H183ZM194 245V244H193ZM213 245V244H212ZM225 245V244H224ZM223 245V246H224ZM95 246V245H94ZM99 246H101V245H99ZM105 246V245H104ZM151 246H152V244H151ZM157 246V245H156ZM168 246V245H167ZM172 246V245H171ZM170 246V247H171ZM191 246V245H190ZM189 246V247H190ZM226 247L228 246V245H225ZM232 246V245H231ZM230 246V247H231ZM25 247V246H24ZM35 247V246H34ZM34 247H32V249L34 248ZM102 247V246H101ZM114 247V246H113ZM169 247V248H170ZM180 247V246H179ZM179 247H178V249H179ZM188 247V246H187ZM186 246H185V248L188 250V248H187ZM192 247V246H191ZM190 247V249H192ZM196 247V246H195ZM197 247H198V245H197ZM196 247V248H197ZM36 248V247H35ZM73 248V247H72ZM104 249H102V250H104L105 251V249L106 248H108V247H103ZM110 248V247H109ZM151 248V247H150ZM174 248V247H173ZM177 248V247H176ZM184 248V247H183ZM182 248V249H183ZM223 248V247H222ZM25 249H26V247H25ZM31 249V250H32ZM59 249V248H58ZM65 249V248H64ZM63 249V250H64ZM68 249V248H67ZM66 249V250H67ZM85 249V248H84ZM84 249H82L83 251H84ZM95 249V248H94ZM153 249V248H152ZM160 249V248H159ZM172 249V248H171ZM60 250H62V249H60ZM66 250L65 251H62V253L64 252H66ZM72 250V249H71ZM87 250H89V249H87ZM91 250V249H90ZM97 249H95V250H93V251H96ZM101 250V249H100ZM116 250V249H115ZM151 250V249H150ZM156 250H157V248H156ZM177 250V249H176ZM180 250H181V248H180ZM186 250V251H187ZM194 250V249H193ZM197 252H198V250L197 249H195ZM219 250H221V249H219ZM228 250V249H227ZM110 251H111V249H110ZM139 251H140V254H137V253H139ZM153 251H155L154 249H153ZM160 251L161 252H164V250H161L160 249ZM159 251V252H160ZM200 251V250H199ZM223 251V250H222ZM229 251V250H228ZM85 252V251H84ZM83 252V253H84ZM109 252V251H108ZM113 252V251H112ZM117 252V251H116ZM264 252V251H263ZM73 253V252H72ZM80 253V252H79ZM94 253V252H93ZM92 253V254H93ZM96 253V252H95ZM101 253V252H100ZM111 253V252H110ZM115 253V252H114ZM119 253V252H118ZM196 253V252H195ZM195 253H193V254H195ZM230 253V252H229ZM77 254H78V252H77ZM85 254V256H86V254L87 253H84ZM91 254V253H90ZM97 254H99V253H97ZM103 254H106V253H103ZM112 254V253H111ZM139 255L138 257H136L135 255ZM155 254V253H154ZM203 254V253H202ZM202 254H201V256H202ZM207 254V257H209L208 255H210V254H208V253H206ZM264 254V253H263ZM108 255V254H107ZM119 255V254H118ZM153 255V254H152ZM157 255V254H156ZM214 255V254H213ZM78 256V255H77ZM88 256V255H87ZM91 256V258H92V255H90ZM94 256V255H93ZM109 256V255H108ZM107 256V257H108ZM155 255H153V257H154ZM197 256V255H196ZM200 256V255H199ZM211 256V255H210ZM82 257H84V255L82 256ZM89 257V256H88ZM97 257V256H96ZM101 257V256H100ZM99 257V258H100ZM106 257V256H105ZM114 257V256H113ZM264 257V256H263ZM78 258V257H77ZM80 258V257H79ZM90 258V257H89ZM104 258V257H103ZM103 258H102V260H103ZM117 258V257H116ZM92 259H94V258H92ZM96 259V258H95ZM108 260H109V257L107 258ZM106 259V260H107ZM112 259V258H111ZM115 259V258H114ZM113 259V260H114ZM200 259V258H199ZM205 259V258H204ZM207 259V258H206ZM209 259V258H208ZM216 259V258H215ZM214 259V260H215ZM79 260H81V259H79ZM106 260H104V261H106ZM117 260H119V257H118V259ZM121 260V259H120ZM127 260V259H126ZM147 260V259H146ZM9 261V260H8ZM98 261V260H97ZM115 261V260H114ZM124 261V260H123ZM198 261V260H197ZM200 261V260H199ZM101 262V261H100ZM107 262V261H106ZM119 262V261H118ZM128 262V263H129ZM142 262V261H141ZM201 262V261H200ZM203 262H206V261H203ZM207 262H208V260H207ZM206 262V263H207ZM213 262V261H212ZM101 263H103L104 264V262L102 261ZM109 263V262H108ZM143 263H144V261H143ZM262 263V262H261ZM0 264H2V263H0ZM15 264V263H14ZM81 264H82V262H81ZM110 264V263H109ZM121 264V263H120ZM125 264V263H124ZM142 264V263H141ZM201 264H203V263H201ZM245 264V263H244ZM251 264V263H250Z\"/></svg>",
  "mask_w": 264,
  "mask_h": 264
}]
</instances>
